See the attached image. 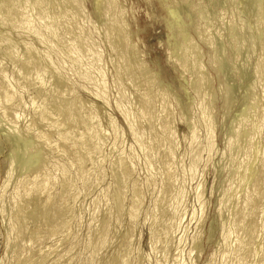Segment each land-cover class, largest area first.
<instances>
[{
    "label": "rangeland",
    "instance_id": "rangeland-1",
    "mask_svg": "<svg viewBox=\"0 0 264 264\" xmlns=\"http://www.w3.org/2000/svg\"><path fill=\"white\" fill-rule=\"evenodd\" d=\"M25 1V2H24ZM31 0H29L30 2ZM50 2H54V0H49ZM55 1H58V3L60 4V1L62 2L59 6L58 5V9H56V4L55 5V9L57 11V13L59 12V10L62 8L64 9H61L60 10V14L58 13V16L60 15L61 17L59 18H62L63 17V13L62 11L64 10V13L65 11L67 10V12L69 10H72L73 8H80L77 10V12H79V14L82 12V16L83 18L87 17L84 19L85 21H88L90 20L89 24L88 22H84L82 23V27L84 29H86V31L83 33L84 30L80 31L81 29V23H80V26L79 27H76V29L74 28L75 25H77L76 23L72 24L73 28L76 30V33L74 32L75 30L72 29V26H71V29H70V25L68 24H71L72 23V19L74 18H71L70 20L67 19L69 16H74L76 11H72V13H74L73 15L71 14V11H69L68 13L71 14H67V12L65 13V15H69L67 17L66 15V18L65 16L62 18V22H64L65 25H63V23L61 25H63V33H65V39L68 40H71L72 38L75 39V38H79V37H83L81 39L84 40V42L80 40L79 43H86V42H90L89 43V47L92 51V47L94 48V50L92 51L93 53L97 51H101V57H100V54L98 55V67L100 68V66L102 68L101 71L103 70V72L105 74V76H102L103 77V81L104 83H107V85H105L106 87H104V90L106 91V97H105V91L103 93V95L101 94V96H103L102 98L104 100H106L105 103H107L106 106L104 104V102H102L100 100V98L96 99L95 97L91 96L90 92H88L89 90H91V88L86 85L83 81H81L80 77H79V71H76L77 69H73L72 70V67L73 64L72 62H70V60H68L66 57H65V54L63 53H60L58 54V51L60 50L61 51V48H58L60 47L59 44H57L56 42H54L53 40L55 39H52L50 38L49 36L47 38H50V39H47L45 37V34L42 32L43 31V28H41V26H36V28H39L38 31H40V28L43 33V36L44 38H42V33L40 34L41 38H35L36 36H34L32 33H28L27 31L21 29H19V27H13L11 25H9V16H7V13H9V11L7 13H5L4 11L0 12L1 15H0V19L3 21H7V22H4L6 24H4L2 21H0V23H2V26L0 25V83H3V81H6V86L9 90H11L13 92V94L16 96H14V99L15 101L12 103L9 104V108L6 107V105L2 106L3 108H0V128H1V131H0V143L2 145H0V149H2L3 151L0 150V191L1 189H4L2 190L3 193L0 192V201H6L4 204V207L6 208L5 210L6 211H9V207L10 205L9 204H12L14 200H18L17 198H20V196L22 195V193H15V191L17 189H15V187L17 188L18 187V184H20L21 180L23 178L26 177L27 174H29L30 172H33L37 169V164L39 162L38 159V156L40 155V158L43 154L44 155H47V159L50 161V163L48 164L47 167H50L51 165L50 164H60L62 166H60L59 169L66 167V170L69 171L67 175L68 177L67 178H70L71 176H74V177H71L69 180H72L73 179V182H74V188L72 187L73 190H70L69 192L72 194V193H77L79 194L80 192L79 191H82L84 186L86 187V193L85 196H81L80 194L76 195L79 196L78 198H75V200L73 199H66V198H69V196L67 195L68 192L64 193L61 195V192H62V187L60 188V186L62 185L61 183H63V180H61L59 177L57 178V182L55 181L54 184H52L50 187L53 188L51 191H50V187L48 186V188H50L47 193L48 194H51V195H54L55 197H59L61 196H66L64 198H61L60 199H63V201H59V203L64 204L63 206H68V204L72 207V208H76L78 206V204H80L81 202V205L83 206L82 208L85 209L84 210V213L83 215H81L80 218L76 220H74L73 224H72V228L74 227L75 229L77 228V239L76 241L74 240V242H69L70 240L68 241H65L64 243L62 242L60 247V251L62 250H65V248L67 249V247H71V254L70 256H72L71 260L69 263L67 264H83L84 262H86L87 260V254L89 253L88 251H90V249L86 248L85 249V244L87 242L86 239H88V237L90 236V234L93 233V229L90 230L88 232V221H89V211H88V205L91 206L92 204V201L96 198L100 199V197L102 198V195L105 193V189L109 188L108 189V194L111 193V190H112V186H113V181H112V178H111V171H112V165H113V162L114 160H116L117 158L119 157H122L124 158L126 161L129 160L130 164H134L133 165V168H135L133 170V174L132 176L127 179L124 183V185L126 184V193H125V197H124V201H123V204H124V207L127 209V206H129L130 204V201H131V192H132V189L131 188V185L133 183H136L137 184V187H138V190L140 191V195H141V203H140V206L138 210V215L134 222V226H133V229H132V239L130 241V246H126L125 245V242L123 244V246L125 247H131V250H132V253L129 254L130 258L129 261H128V264H138V255L137 254H140L144 261H141V262H144L145 264H158V259H160V256L163 255V251L162 250H158L157 252L160 253L158 254L157 252L156 253H153L152 251L150 252V247H149V244H148V236H149V220L145 222L144 220V216L146 214H150V211L154 209L153 207V202H154V199L157 198V194H159V190H161V186L162 185V180L163 178L161 179L159 175H156V174H153L148 168H146V164H145V160L143 158V151L141 148H138L139 146L135 144V142H133V138L130 134V131L127 129V126L125 125L124 121L122 120L121 116L119 115V112L117 111V96H116V83H118L122 78L124 77H121L120 75L122 74H118L119 77H117L118 75H116V71L119 72L118 68H117V63H116V60L115 58L117 57L116 56V52L117 50L113 53L112 51H110V48L111 47V44H113L115 46V42L117 40V37H116V33H113L111 36L112 40L115 41V42H111L110 44V48L109 46L107 45V43H109L110 41L112 40H109L108 42H106V40L104 41L105 39V33L104 35H101L102 33V29H104V24H102L103 22L100 21V18H101V14L99 15V12L101 11L100 8H99V2L98 4L96 5L95 2L97 3L98 0H79L80 2L82 1L83 4H84V7L83 9H85L84 11L82 10V7L78 6L77 4H75L76 7H72L70 4L71 3H68L67 1L69 0H64V2L66 1V3L69 4V6L67 7L68 4L66 3H63V0H55ZM95 1V2H94ZM179 1V2H178ZM218 1V2H217ZM225 1V2H223ZM114 0L115 2V7L117 11H120L122 10L123 14H121L120 12V16L117 18H119V23L124 26L123 23H125L127 26L126 27H123V29L125 30V35L127 36L128 35V43H126V49L128 48V51H130V49L133 50L134 46H135V53H137L136 57L134 56V53L133 51H130V53L124 48V57L126 60H124L123 58V61L127 64L125 65V63H123L124 66H130L132 65L131 67L134 68L135 66V63L136 62V59H141L145 62V72L147 73H153L154 74V78L156 79V87L154 86L155 85V81L153 82H150L152 84V88L148 86H146V84L142 83V85H144L145 88H148V89H145L143 86H142V89L143 91L145 92V90H147V92L150 94H148L147 92L145 94H148L149 96H154L155 92L156 93H159L160 91V94H157V95H160L162 97V99H165L164 101H167L165 104L166 106L169 108V106H171L169 108V111L170 112V119H171V123L172 121H175L172 123V125H174V127H176V130H177V134H176V143H177V156L178 157H184L186 152L188 151V145H189V141H190V131H188V127L186 125V122L185 121H188V122H192L193 123H196L197 124V127H198V130L200 134V138L202 140H204L203 138L205 137V127L199 123V112H197L198 110V106H197V100H196V94L195 92H193V87L194 85L196 86L194 88V91H196L197 89V85L196 83H194L195 81H192L194 80L195 76L198 75L200 73V70L202 71L198 77H200L201 75V78H202V81H205V82H201L204 83L203 87H202V90L205 86H207V89L204 88L205 90H203L204 92V96L206 94L207 98L213 103V112H212V116L214 119L212 121V144H213V147H212V150L210 152V156H209V159L205 162L204 160H206V153L204 152L203 153V162L202 164L199 166L198 168V174L197 175V178L196 179H193L192 181L189 180V178H186L185 179V182H184V192H185V195H184V207H182V212L183 213V218L182 220L180 221V223L178 224V226H176V230L174 231L173 235L169 238V250L168 252L166 251V260H162L161 264H174L173 262L176 263V261H173V255L177 249V246H181L180 248H182V251H181V256L183 257V259L181 258V261L182 263L184 264H220L221 262V257H222V254L224 253V249H225V245L223 244V234L227 231H229V228H231L233 225V222L231 223L232 221V218L231 216H233V213L235 212V208L234 206H236V201H238L237 199H239L240 201L242 200V197L245 195L247 189L249 188L250 186V182L252 181V179L254 178V175L256 174L257 172V169H258V166H259V162L261 160V158L263 159L264 157V120H263V124H261L262 126H260V130L258 129V127L254 126V125H257V115L259 112H264V88L260 85L261 82L264 81V75L263 73H261V75H259L260 73L256 72L255 70V67L257 68V66L260 64V62L262 61V57L263 53L262 51H264L263 47L264 45V25L261 24V20L264 19L263 15H264V0H260V2L257 0H232V2H230L231 0ZM246 1V2H245ZM262 1V2H261ZM1 2L2 0L0 1V6L1 5ZM20 3H24V5H26L28 2V0H19ZM186 2V4L184 3ZM187 2L189 3L188 6H189V9L188 7L186 6L187 10L183 8V6L187 5ZM253 2V3H252ZM256 2H257V5H256ZM20 3H16V6L17 8H19L20 6L18 5H22ZM94 3V4H93ZM178 3V4H176ZM221 3V4H220ZM224 3V4H222ZM232 3V5H231ZM247 3H249L247 5ZM260 3V5L258 4ZM262 3V4H261ZM18 4V5H17ZM176 4V5H175ZM190 4H192L190 6ZM245 4V5H244ZM65 5V6H64ZM96 5V6H95ZM178 5V7H177ZM183 5V6H182ZM228 5V6H226ZM259 5V6H258ZM78 6V7H77ZM95 6V7H94ZM98 6V7H97ZM246 6V7H245ZM258 6V7H257ZM14 7V11L13 9L11 8V10L14 12H11L9 13L10 17H13V15L15 17H17L16 19L18 20V18H21L19 17V15L17 14L18 10L15 9ZM67 7V8H66ZM72 7V8H71ZM120 7V8H119ZM170 9H177L179 8V17L182 16L183 18H178L176 20H172L170 19V17L168 16L167 14V11L169 8ZM256 7V8H255ZM261 7V9L259 10V8ZM60 8V9H59ZM66 8V9H65ZM68 8H71V9H68ZM229 8V9H228ZM248 8V10H247ZM250 9V10H249ZM259 10V11H263V13H260L259 11L257 12L256 11ZM16 10V11H15ZM82 10V11H80ZM252 10V11H251ZM116 11V12H117ZM184 11V13H181V12ZM255 11V12H254ZM84 12V13H83ZM97 12V13H96ZM185 12L187 13L188 12V15H184ZM200 12V13H199ZM257 12V13H256ZM101 13V12H100ZM220 13V14H219ZM250 13V14H249ZM3 19L1 18L2 16H4ZM17 14V15H15ZM62 14V15H61ZM77 14V13H76ZM182 14V15H181ZM260 14V15H259ZM12 15V16H11ZM122 15V17H121ZM184 15V16H183ZM217 15V16H216ZM255 15V16H253ZM258 15V16H257ZM8 18H7V17ZM99 16V18H98ZM168 16V19L166 18ZM252 16V17H251ZM14 17V18H15ZM69 17V18H70ZM192 17V18H191ZM204 17V18H203ZM116 18V16H115ZM164 18V19H163ZM190 18V19H189ZM219 18V19H218ZM221 18V19H220ZM224 18V19H223ZM226 18V19H225ZM253 18V19H252ZM259 19V24L257 23L258 19ZM261 18V19H260ZM263 18V19H262ZM9 19V20H8ZM65 19H66V23H65ZM88 19V20H87ZM122 19V20H121ZM212 19V20H211ZM223 19V21H222ZM67 20H69L67 22ZM188 22H187V21ZM231 22H230V21ZM172 21H175V22H172ZM176 21H179V22H176ZM182 21V23H181ZM264 21V20H263ZM93 24H92V23ZM123 22V23H122ZM229 22V24H228ZM234 22V23H233ZM257 24H256V23ZM68 23V24H67ZM103 25H101V24ZM171 23V24H170ZM178 23V24H177ZM192 23V24H191ZM202 23V24H201ZM209 23V24H208ZM224 23V24H223ZM264 24V22H262ZM21 24V23H20ZM20 24H17V25H20ZM91 24V26H90ZM98 24V25H97ZM173 24V25H172ZM181 24V25H180ZM6 25V26H5ZM68 25V26H67ZM89 25V26H87ZM175 25V26H174ZM235 25V26H234ZM260 25V26H258ZM11 26V27H10ZM65 26H67L68 28L66 29ZM78 26V25H77ZM102 26V27H101ZM171 28H170V27ZM207 26V27H206ZM257 26V28L261 27L259 29V31H256L258 30L257 28L255 29V27ZM87 27V28H86ZM88 27H90V29L87 31ZM179 27V28H178ZM206 27V28H205ZM221 27V28H220ZM236 27V28H235ZM238 27L240 29H238ZM18 28V30H17ZM77 28L79 29V31L81 32L82 36H77L79 34ZM82 28V29H83ZM178 28V29H177ZM223 28V29H222ZM12 29V30H11ZM16 29V30H15ZM65 29V30H64ZM69 29V31H68ZM186 29V30H185ZM208 29V30H207ZM262 29V30H261ZM21 32H20V31ZM67 30V31H66ZM96 30V31H95ZM60 31V32H61ZM99 31V32H98ZM120 31V30H119ZM128 31V32H127ZM180 31V32H178ZM186 31V32H185ZM210 31V32H209ZM241 31V32H240ZM261 31V32H260ZM5 32V34H3ZM39 32V33H40ZM59 32V39L61 40H65L61 37H64L63 33L61 36ZM68 32L69 34L71 33L72 34V37L69 36V38L71 39H68L66 37H68ZM78 32V33H77ZM96 32V33H95ZM179 34H177V33ZM185 32V33H184ZM194 32V33H193ZM259 32V33H258ZM76 36H73L74 34ZM99 33V36L98 34ZM205 33V34H204ZM209 33V34H207ZM218 33V34H217ZM242 33V34H241ZM262 33V34H261ZM70 34V35H71ZM79 34V35H81ZM83 34H86L83 36ZM87 34L88 36H91L92 39H90V37H87ZM103 34V33H102ZM220 34V35H219ZM238 34V35H237ZM255 34V35H254ZM67 35V36H66ZM201 35V36H200ZM213 35V36H212ZM88 38H86V37ZM125 36V37H126ZM183 36V37H182ZM206 36V37H204ZM239 36V38H238ZM256 36V37H255ZM261 36V37H260ZM3 37V38H2ZM75 37V38H74ZM86 39H85V38ZM114 37V39H113ZM116 37V39H115ZM177 37V38H176ZM200 37V38H198ZM235 37V38H234ZM252 39H251V38ZM12 38V39H11ZM47 39L48 40V43L47 41H42L41 42V39L44 40V39ZM238 38V39H237ZM256 38V39H255ZM260 38V39H259ZM39 39V40H38ZM184 39V40H183ZM203 39H205V42L203 41ZM208 39V41H207ZM215 41H214V40ZM243 39V40H242ZM248 39V40H247ZM251 39V40H250ZM5 40V43L3 42ZM7 40V41H6ZM51 44L49 43L50 41ZM85 40H87L85 42ZM89 40V41H88ZM91 40H93V43L91 42ZM176 40V41H175ZM188 40V41H187ZM211 40V41H210ZM239 41V42H237ZM243 43H242V42ZM32 42V43H31ZM40 42V43H39ZM76 42H78V40H76ZM97 42V43H96ZM104 44H103V43ZM131 42V44H129ZM138 42V43H137ZM183 42V43H182ZM201 42V43H200ZM221 44H220V43ZM223 42V43H222ZM8 43V44H7ZM27 43V44H26ZM56 43V44H53ZM99 43V44H98ZM134 45H133V44ZM205 43V44H204ZM209 43V44H208ZM228 43V44H227ZM236 43L237 46H236ZM240 43V44H239ZM250 43V44H248ZM253 43V44H252ZM4 44V45H3ZM10 44V45H9ZM26 44V48L29 47L27 45H30L32 47H29V51L26 50L25 48V45ZM50 45V46H47V45ZM91 44H92V47H91ZM94 44V45H93ZM99 46H98V45ZM197 44V45H196ZM212 44V46H211ZM215 44V46H214ZM242 44V45H241ZM248 44V45H247ZM252 44V45H251ZM261 44V45H260ZM9 45V48L8 46ZM53 45L54 49L52 50L53 47H51ZM132 45V46H130ZM186 45V47H185ZM191 45V46H190ZM209 45V46H208ZM218 45V46H217ZM220 45V46H219ZM10 46H14V50H16L17 55H15L16 53L14 52V50H11V47ZM24 46V47H23ZM95 46V47H94ZM96 46H98L97 49ZM128 46V47H127ZM137 46V47H136ZM193 46V47H192ZM198 46V47H197ZM225 46V47H224ZM263 46V47H262ZM16 47V48H15ZM58 48V49H55V48ZM181 47V48H179ZM197 47V49H196ZM212 49H211V48ZM215 47V48H214ZM243 47V48H242ZM250 47V48H249ZM8 48V50L6 51L5 49ZM18 48V49H17ZM22 48H24V51ZM30 48L31 50H35L36 53L39 52L38 54H36L34 51H32V53H30ZM51 48V50H50ZM130 48V49H129ZM137 48V49H136ZM192 48H194L192 50ZM240 48V50H239ZM248 48V49H247ZM12 51H10V50ZM28 49V48H27ZM101 49V50H100ZM117 49V48H116ZM183 50L182 53L181 51H178V50ZM196 49V50H195ZM213 51H211V50ZM215 49V50H214ZM242 49V50H241ZM247 49V50H246ZM262 49V50H261ZM23 50V51H22ZM56 50V51H54ZM137 50V51H136ZM187 50V51H186ZM189 50V52H188ZM191 50H192V53H191ZM197 51V54L195 51ZM220 50L222 53H220ZM246 50V51H245ZM27 51L32 55H29L27 56ZM49 53H47V52ZM194 51V52H193ZM241 53H240V52ZM249 51V52H248ZM261 51V52H260ZM9 56L6 57V55ZM21 52H23V56L26 55L27 57H30L27 58L26 56L22 58L21 56ZM186 52V53H185ZM215 52V53H214ZM239 52V53H238ZM246 52V53H245ZM15 53L14 55L16 57H13L11 58L12 54ZM56 53V54H55ZM131 53L133 55H131ZM140 53V54H138ZM185 53V54H184ZM200 53V56L199 54ZM233 53V54H232ZM248 53V54H247ZM103 54V56H102ZM126 54H129L128 56ZM180 54V56L178 55ZM190 56H189V55ZM193 54V55H192ZM39 55V56H38ZM64 55L65 58H63L62 56ZM138 55H140L138 58ZM184 55V56H183ZM187 55V56H186ZM197 55V56H196ZM214 55V56H213ZM219 55V56H218ZM243 55V56H242ZM261 55V56H260ZM33 56H35V59L33 58ZM132 58H131V57ZM133 56L135 57L133 59ZM144 56V57H143ZM183 56V57H182ZM194 56V57H193ZM10 57V59H9ZM39 57V58H38ZM103 57V58H102ZM111 57V58H110ZM187 57V58H186ZM196 57V58H195ZM199 57V58H198ZM209 57V58H208ZM245 57V58H244ZM27 58L28 60H30V65H29V61H26ZM32 58L38 62L36 64L38 65H35L36 67L40 65V67L42 68H46V67H49V68H46L45 69H41V70H45V72H49L50 74H52L53 72L57 73V75L55 73H53L52 75L49 76V73L47 72V74H44V71L43 72V76L42 74H39L41 76H36V72H37V69L40 71H38V73H42L41 70L38 68L34 69L30 68L32 67V65L34 66L35 64V61L32 60ZM38 58V59H37ZM47 58V59H46ZM109 58V59H108ZM202 58V59H201ZM240 58V59H239ZM249 58V59H247ZM6 59V60H5ZM41 59V60H40ZM51 59V60H50ZM100 59L103 61L100 62ZM118 59V58H117ZM175 59V60H174ZM182 61H181V60ZM196 59V60H195ZM222 61H221V60ZM260 59V60H259ZM22 60V61H21ZM25 60V62H27V64H25V62H23ZM65 60L66 62H63L62 61ZM180 60V61H179ZM191 60V61H190ZM195 60V62L193 61ZM212 60V61H211ZM228 60V62H227ZM246 60V61H245ZM3 61V62H2ZM115 61V62H114ZM131 62V64L129 62ZM142 61V62H143ZM177 61V62H176ZM208 61V62H207ZM242 61V62H240ZM244 61V62H243ZM249 61V63H248ZM23 62V63H22ZM34 62V63H33ZM68 62V64H67ZM114 62V63H113ZM134 62V63H133ZM193 62V63H192ZM191 63V65H190ZM195 63V64H194ZM198 63V65L196 64ZM234 63V64H233ZM257 63V64H256ZM43 66H42V65ZM48 64V65H46ZM67 67H65L64 66ZM71 66H70V65ZM103 66H102V65ZM114 64V65H112ZM134 64V65H133ZM183 64V65H182ZM227 64V65H226ZM231 64V65H230ZM243 64V65H242ZM248 64V65H247ZM4 65V66H3ZM70 67H68V66ZM116 65V67H115ZM122 65L121 69H124L125 67ZM199 65L201 66V69L199 68L198 70V67ZM220 65V66H219ZM238 65V66H237ZM24 66V67H23ZM29 68L31 70L32 73H29L28 70H26L25 68ZM64 66V68L62 67ZM106 66V67H105ZM114 66V67H113ZM134 66V67H133ZM182 69H181V67ZM188 66V67H187ZM190 66V67H189ZM148 69H147V68ZM222 67V68H221ZM225 67V68H224ZM229 69H227V68ZM243 67H247L246 69ZM216 68V69H215ZM239 68V69H238ZM24 71H23V70ZM53 69V70H52ZM70 69V70H68ZM136 69V68H135ZM189 69V70H188ZM195 69V70H194ZM227 69V70H226ZM6 70V71H5ZM79 70V69H78ZM115 72H114V71ZM188 70V71H187ZM194 70V71H193ZM205 70V71H204ZM241 70V71H240ZM29 73V75L31 74L30 77H26L27 74H23L22 73ZM25 71H28V72H25ZM35 73H34V72ZM57 71V72H56ZM76 71V73H75ZM150 71V72H148ZM190 71V72H189ZM256 73H255V72ZM52 72V73H51ZM78 72V73H77ZM188 72V73H187ZM199 72V73H198ZM228 72V73H227ZM37 73V74H38ZM73 73V74H72ZM115 73V74H114ZM141 73V72H140ZM194 73V74H193ZM222 73H225V74H222ZM230 73V75H229ZM242 73V74H241ZM247 73V74H246ZM255 73V74H254ZM258 73V74H257ZM6 74V75H5ZM21 74V75H20ZM25 75V77H23V75ZM35 74V75H34ZM76 74V75H75ZM102 74V73H101ZM114 74V75H113ZM133 76H137V72L134 71V73H132ZM191 74V75H190ZM239 74V75H237ZM246 74V75H245ZM257 74V76H256ZM28 75V76H29ZM39 77L37 80H36V77ZM46 75V76H45ZM58 75H60L58 77ZM75 75V76H74ZM159 77H158V76ZM194 75V76H193ZM205 75V76H204ZM228 75V76H227ZM254 75V76H253ZM7 76V78H6ZM22 76V77H21ZM50 78H49V77ZM53 78H52V77ZM112 76L114 78H112ZM151 76V74H150ZM183 76V77H181ZM193 79H190L192 78ZM247 76V78H246ZM253 78H252V77ZM260 76H262L260 78ZM13 77V78H12ZM43 77V79H42ZM50 79H48V78ZM61 77V78H60ZM118 80H117V78ZM235 77V78H234ZM243 77V78H242ZM249 77V79H248ZM256 77V78H255ZM262 79V80H259V78ZM20 78V79H19ZM25 78L26 80L28 79L29 81L32 80V84L29 83V81H23V79ZM31 78V79H30ZM41 78V79H40ZM56 78V79H55ZM59 78V80H58ZM63 78V79H62ZM80 80H79V79ZM106 78V79H104ZM243 80H242V79ZM13 79V80H12ZM45 79V80H44ZM46 79H48L49 81H47ZM55 79V81H54ZM117 82H116V80ZM227 79H229L227 81ZM252 79V80H251ZM3 80V81H2ZM21 80V81H20ZM36 80V81H34ZM43 82H41V81ZM53 80V81H52ZM61 82L65 80V82H68L65 84V82H61L63 83L64 86L59 85L58 81ZM111 80H113L111 83ZM224 80V81H223ZM235 80V81H234ZM247 80V81H246ZM253 82H251V81ZM107 81V82H106ZM115 81V83H114ZM125 83V78L123 80H121ZM119 82L120 84H123L122 82ZM144 81V78L140 77V82H143ZM244 81V82H243ZM18 82V83H17ZM24 82V83H22ZM28 87H27V85ZM47 82V83H46ZM50 82V84H49ZM52 82V83H51ZM57 84L55 85L54 84ZM193 83L194 85L190 84V83ZM228 82V83H227ZM246 82V83H245ZM5 83V82H4ZM154 83V84H153ZM207 83V84H206ZM211 85H210V84ZM219 83V84H218ZM225 83V84H224ZM236 83V84H235ZM249 83V84H248ZM251 83V84H250ZM30 84V86H29ZM114 86H113V85ZM116 84V85H115ZM119 84V85H120ZM150 84V86H151ZM190 84V85H189ZM206 84V85H205ZM227 84V85H226ZM241 84V85H240ZM26 85V87H25ZM50 85V86H49ZM52 85V87H51ZM59 85V86H58ZM192 85V88H190ZM226 85V86H225ZM229 85V86H228ZM232 85V86H231ZM234 85H235V89H234ZM240 85V86H239ZM250 85L251 88L248 86ZM44 86V87H43ZM46 86V87H45ZM125 86V85H124ZM154 86V87H153ZM248 88H246V87ZM22 87V88H21ZM68 87L70 88V91L68 90ZM115 87V88H114ZM218 87V89H217ZM226 87V88H225ZM240 87V88H239ZM258 87V88H257ZM66 88V89H65ZM71 89H73L71 91ZM111 89V90H110ZM156 89V90H155ZM159 89V90H158ZM173 89V90H171ZM225 89V90H224ZM230 89V90H229ZM234 89V90H233ZM240 89V90H239ZM244 89V90H243ZM259 89V90H258ZM55 90V91H54ZM65 91L67 90V92H71V93H66V92H62V94H60L61 92L60 91ZM86 90V91H85ZM153 90V92L151 91ZM158 90V91H157ZM207 90V92H206ZM220 90V91H219ZM229 90V91H228ZM168 91V92H167ZM219 93H218V92ZM221 91H224L225 92V96H224V92L220 93ZM246 93H245V92ZM18 92V93H17ZM60 92V93H59ZM134 95L133 93V90L131 87H129V93ZM143 92V93H144ZM206 92V93H205ZM230 94H229V93ZM239 92V93H238ZM251 92V93H250ZM49 93V94H48ZM53 93V95H52ZM56 93H59V94H55ZM194 93V94H193ZM248 93V94H247ZM250 93V95H249ZM63 94H68L67 96L63 95ZM131 94V96H132ZM162 94V95H161ZM222 94V95H221ZM254 94V96H253ZM59 95H62L61 97L64 98L65 96V100L61 98V101L59 100L60 96ZM168 97H166V96ZM220 95V96H219ZM228 95V97H227ZM232 95V96H231ZM247 95V97H246ZM261 95V97H260ZM21 96V97H20ZM53 96H54V104H51L52 103V100H53ZM166 98H165V97ZM170 96V97H169ZM242 96V97H241ZM254 99H253V97ZM59 97V98H58ZM68 97V99H67ZM70 97V98H69ZM72 97H75L73 98V102L75 101V99L77 100V102L79 104L82 105V103H85L87 105H89L88 107L85 105V108L84 107V104H83V108L84 109H87L88 112H89V108L92 109V116L94 117L93 119V122L90 123L92 125H94L97 129L96 133H92L90 134L91 136H95L97 139H94L92 138L91 139H88L87 141H89L87 143V145L90 147V145L92 146V149L95 145V143L93 141H96L98 140L99 137H101L102 139V142H100V147L96 150V152L94 154L91 155L92 159H93V166L92 164L89 162H87L86 164V169L84 171L87 170L88 172V169L89 171H91L92 169V172H94V176H96V174H98V179H96L95 177L91 180H89L88 182L84 183L83 179H82V176L80 175L79 176V173L77 172V164H78V161H77V156H76V152H75V147L72 146L71 142L69 141L67 143V151L66 153H69V154H66L68 155V158L66 155H63L62 156V152H60V148H58V150L55 148V146L58 147L57 144H59V142H63L64 139H61V134L59 132H61L60 130L64 127H70L71 130H73L72 127H74L75 123L76 122H73V112L75 108V106L72 107L71 105V99ZM155 97V96H154ZM158 97V96H157ZM230 97V98H229ZM251 97V98H249ZM36 98V99H34ZM56 98V99H55ZM81 100H80V99ZM133 99H131V102L133 100V103L135 100V95L132 96ZM151 98V97H150ZM173 98V99H172ZM213 100H212V99ZM235 98V99H234ZM237 98V99H236ZM13 99V100H14ZM52 99V100H51ZM83 99V101H82ZM167 99V100H166ZM178 99V100H177ZM226 99V100H225ZM233 99V100H232ZM259 99V100H258ZM70 100V101H69ZM231 100V101H230ZM246 100V101H245ZM60 101V102H59ZM68 103L69 101V105H71L70 107L67 106L68 108H73L70 109L69 112H72L70 113L71 115H67L69 114V112L66 111V108L67 107H64L65 106V102ZM86 101V102H85ZM88 101V102H87ZM177 101V102H176ZM180 101V102H179ZM228 101V102H227ZM229 101H230V104H229ZM234 101V103H233ZM255 101V103H254ZM36 102V103H35ZM82 102V103H81ZM194 102V103H193ZM215 102V103H214ZM224 102H225V105H224ZM247 102V103H246ZM251 104H249V103ZM253 102V103H252ZM14 103V104H13ZM16 103V104H15ZM43 103V104H42ZM59 103V104H58ZM64 103V105L60 106ZM66 103V104H67ZM76 103V102H75ZM89 103V104H88ZM132 103V104H133ZM240 103V104H239ZM13 104V105H12ZM33 104V105H32ZM171 104V105H170ZM229 106H228V105ZM232 104V105H231ZM242 104V105H241ZM13 107H11V106ZM20 105V106H19ZM26 105V106H25ZM32 105V106H31ZM55 105V107H54ZM57 105V106H56ZM75 105V104H74ZM92 107V105H94V107ZM96 105V106H95ZM244 105V106H243ZM255 107H254V106ZM34 106V107H33ZM38 106V107H37ZM42 106V107H40ZM178 106V107H177ZM19 109H18V108ZM59 108L61 111L63 110L62 108H65L62 112H64L66 114V120L64 119L65 115L64 113L60 112V110L58 111L56 108ZM182 107V108H181ZM229 107V108H228ZM233 107V110L231 109ZM239 107V108H238ZM246 107V109H245ZM13 109V111H7L9 109ZM45 108V109H44ZM53 108V109H51ZM67 108V109H68ZM95 108V110H94ZM227 108V109H226ZM238 108V110H236ZM261 108V109H260ZM263 108V109H262ZM1 109H2V112H1ZM4 109V110H3ZM7 109V110H6ZM45 111H44V110ZM51 109V110H50ZM56 111H55V110ZM231 109V110H230ZM259 109V112H257ZM15 110V111H14ZM34 110V111H33ZM55 111V114H54V111ZM187 110V111H186ZM190 110V111H188ZM236 110V111H235ZM240 110V111H239ZM261 110V111H260ZM4 111V113H3ZM6 111L7 112H16L17 115H16V119L14 122H9L8 119H6L4 116L6 114ZM42 111H44L45 113H47L46 115L48 116L50 114V112L52 111L53 113H51V116L49 118H44L42 117ZM49 111V113L47 112ZM57 111L58 113L60 112L59 115H57ZM183 111V112H182ZM194 111V112H192ZM239 111V112H238ZM254 111V112H253ZM256 111V112H255ZM86 112V113H88ZM174 112V113H173ZM182 112V113H181ZM191 112V113H190ZM227 114H226V113ZM243 112V113H242ZM248 112V113H247ZM62 113V115H61ZM94 113H96V117L94 116ZM187 113H190V114H187ZM193 113V115H192ZM214 113V114H213ZM239 113V114H238ZM242 113V114H241ZM257 113V114H256ZM41 114V115H40ZM224 119H223V116L224 115ZM236 114V115H234ZM244 114V116H243ZM249 114V115H248ZM55 115V116H53ZM58 118H53V117H57ZM157 115V114H155ZM53 116V117H52ZM60 116V117H59ZM63 116V117H62ZM69 116L72 118H70L69 120L74 123V125L72 126L71 125V122H68L67 119L69 118ZM112 116V117H111ZM174 118H173V117ZM186 116V117H185ZM236 120H235V118ZM238 116V117H237ZM243 116V118H242ZM256 116V117H255ZM26 117V118H25ZM68 117V118H67ZM99 117V118H98ZM249 117V118H248ZM5 118V119H4ZM38 118V119H37ZM62 118V120L60 119ZM113 120H111V119ZM232 118H233V122H232ZM240 119V121H238ZM255 118V119H254ZM29 119V120H28ZM36 119V120H35ZM40 119V120H39ZM46 119V120H45ZM55 120L56 123H57V120L59 119L61 122H58L57 126H61V128L59 130H57L55 133H53L54 135L51 136V140L49 139V141H46L45 143H40L38 139H36V137L34 135L38 134V132L40 133L41 131H46V129L49 131L48 128H51V126L53 127V125H51L50 122H52L51 120ZM95 119H97L95 122ZM175 119V120H174ZM246 121H245V120ZM44 120V121H43ZM50 120V122H49ZM53 120V121H54ZM58 120V121H59ZM64 120V121H63ZM86 121L85 122H90L88 121L87 119H85ZM111 120L113 121V124L115 125L114 128H116V134L113 133L111 131V129L109 128V125H108V121ZM229 120H231L229 122ZM243 120H244V123H243ZM30 121V122H29ZM32 121V122H31ZM55 121L53 122L54 124ZM67 121V122H66ZM237 121V122H236ZM241 121H242V124H241ZM2 122V123H1ZM64 123V125L62 126V124L60 123ZM78 122V121H77ZM95 122V123H94ZM116 122V123H114ZM224 122V124H222ZM50 123V124H49ZM66 123L68 125H66ZM79 124L81 122H78ZM77 123V124H78ZM94 123V124H93ZM191 123V124H193ZM239 123V125L237 124ZM256 123V124H255ZM31 124V126H30ZM70 124V125H69ZM75 125V126H78L79 127V124L78 125ZM99 125V126H96V125ZM144 124H148L147 122L144 123ZM200 124V125H199ZM222 124V125H221ZM28 126V129H27V126ZM33 125V126H32ZM149 125V124H148ZM153 125V123H152ZM242 125V126H241ZM245 125V126H244ZM250 125L252 126V130H251V127ZM202 126V127H201ZM229 126V127H228ZM232 126V127H231ZM238 127V129L242 128V133L240 130L237 131V129L235 127ZM241 126V127H240ZM254 126V127H253ZM80 127H82V125H80ZM79 127V128H80ZM99 127V128H98ZM249 127V128H248ZM255 127L257 129H255ZM14 128V129H13ZM223 128V129H222ZM30 129V130H29ZM75 129L77 130H73V131H70V134L69 136L71 138L69 139H72L73 137L75 139L73 140H76L78 139L79 135L81 133V130L82 128L78 129L77 127H75ZM95 129V128H94ZM98 129H99V135H96L97 132H98ZM231 129V130H230ZM236 129V130H235ZM245 129V130H244ZM248 129H250L249 131L250 132H247ZM255 129V130H254ZM10 130V131H9ZM16 130V131H15ZM80 130V131H78ZM104 130V131H103ZM235 130V132H234ZM3 131V132H2ZM7 131V132H6ZM22 131V132H21ZM77 133L75 135L74 133V136L73 134H71V132H74ZM78 131V132H76ZM231 131H233L231 133ZM12 132V133H11ZM16 132V134H15ZM18 132V133H17ZM47 132V131H46ZM80 132V133H79ZM102 132H104L103 134H101ZM228 132V133H227ZM240 132V133H239ZM254 132L256 134H254ZM4 133V134H3ZM155 134H152L154 138V140L156 141L157 139H159V136H157L158 134L156 132H154ZM234 133V135H232ZM237 133H239L240 135H238L241 139V140L238 136H235ZM245 133H246V136H245ZM248 133V134H247ZM3 134V135H2ZM60 134V135H59ZM101 134V136H100ZM252 136V138H254V141H251L250 139H252L250 136ZM18 135V136H17ZM32 135V136H31ZM39 135V134H38ZM58 135L60 136L58 138ZM81 135V134H80ZM155 135V136H154ZM185 135V136H184ZM242 135V136H241ZM244 135V137H243ZM250 138H248L247 137ZM256 135V136H254ZM5 136V137H4ZM6 136H9V137H6ZM13 136V137H11ZM73 136V137H72ZM89 136V134H88ZM105 136V137H104ZM183 136V137H182ZM230 136L231 140L229 139ZM28 137V138H27ZM33 137V138H32ZM78 137V138H77ZM152 137V139H153ZM235 137H238V138H235ZM235 138V139H234ZM3 139V140H2ZM5 139L8 141H5ZM105 139V140H104ZM200 139V140H201ZM248 139V140H247ZM18 140V141H17ZM38 142H37V141ZM61 140V141H59ZM228 140V141H227ZM233 140V141H232ZM245 140V145L242 144ZM253 140V139H252ZM258 140V141H257ZM91 141V143H90ZM225 141V142H224ZM232 142L231 146L232 145H235L237 147V145L240 147H242L243 151H239V147L236 148L235 146H232V148H230V150H228V144L230 145V143ZM236 141V143L234 142ZM239 141V142H238ZM248 141H250L252 144H255V145H252L250 143H248ZM262 141V142H261ZM9 144H7V143ZM58 142V143H57ZM104 142V143H103ZM240 142H241V145H240ZM57 143V144H56ZM94 143V144H93ZM108 143V144H107ZM228 143V144H227ZM248 143V145H247ZM259 143V144H258ZM55 144V145H54ZM90 144V145H89ZM103 144V145H102ZM227 144V145H226ZM11 145V147H10ZM243 145H244V148H243ZM9 146V147H8ZM36 146V147H35ZM104 146V147H103ZM251 148H250V147ZM255 146V147H254ZM260 146V147H259ZM2 147V148H1ZM33 147V148H32ZM46 147L48 149H46ZM120 147V148H119ZM228 147V148H227ZM246 147H249L251 149V152H250V149L249 148H246ZM259 147V148H258ZM9 148V149H8ZM20 148V149H19ZM36 148V149H35ZM96 148V145L93 149V152ZM112 148V149H111ZM235 148V149H234ZM92 149H90L92 151ZM100 149V150H99ZM246 149H249L248 151H246ZM12 150V151H11ZM49 152H48V151ZM83 150V149H82ZM82 150L81 153H82ZM234 150V152H233ZM238 150V151H237ZM15 151V152H14ZM47 151V152H46ZM52 151V152H51ZM101 151V152H100ZM229 151V153H228ZM237 151V152H236ZM84 152V151H83ZM99 152V153H98ZM238 152L240 154H238ZM247 152V153H246ZM14 153V154H13ZM104 153V154H103ZM233 155H231V154ZM236 153L240 156L238 157V155L236 156ZM242 153H244V156H242ZM251 155H250V154ZM256 153V154H255ZM2 154V155H1ZM11 154V155H10ZM61 154V157H59ZM84 154V153H83ZM230 154V155H229ZM246 154H248L249 158L246 156ZM262 154V155H261ZM6 155V156H5ZM14 155V156H13ZM38 155V156H37ZM205 155V156H204ZM231 156V158L229 156ZM235 155V157H234ZM223 156V157H222ZM258 156V157H257ZM263 156V157H262ZM11 159H9V158ZM66 157V158H64ZM222 157V158H221ZM234 157V158H233ZM237 157V159H236ZM243 157L244 160H243ZM246 157L249 159L247 160ZM5 160H4V159ZM37 158V159H36ZM53 158V159H52ZM225 158V159H223ZM230 160H229V159ZM240 158H242V161H238L240 160ZM252 158V159H251ZM36 159V160H35ZM59 159L61 161H59ZM71 159V161H69ZM257 159V160H256ZM14 160V161H13ZM27 160H30V161H27ZM32 160H35V163H32L33 161ZM54 160V161H53ZM68 160V161H67ZM99 160V161H98ZM134 160V161H133ZM185 160V162H184ZM221 160V161H220ZM226 160V161H225ZM235 160V161H233ZM247 160V161H246ZM12 161V162H11ZM16 161V162H15ZM234 163H233V162ZM238 161V162H237ZM250 161V162H249ZM30 162V164H29ZM59 162V163H58ZM67 164H66V163ZM71 162V165L69 164ZM77 162V163H76ZM100 162V163H99ZM205 162V163H204ZM217 162V163H216ZM229 162V164H228ZM233 164H232V163ZM239 164H237V163ZM242 162V163H241ZM247 163L248 164H244V163ZM256 162V163H255ZM74 163V164H73ZM97 163V164H96ZM183 163L185 166H187L188 164V158L185 157L183 159ZM250 163V164H249ZM258 163V164H257ZM35 164V165H34ZM73 164V165H72ZM96 164V167L94 166ZM232 164V165H231ZM242 165V168H241V165ZM11 165V166H10ZM32 165V166H31ZM69 165V166H68ZM230 167H229V166ZM237 165V166H236ZM240 165V166H239ZM249 165H251L249 167ZM13 166V167H12ZM68 166V167H67ZM71 166V168H69ZM99 166V167H98ZM204 166V167H203ZM236 166V167H235ZM11 167V168H10ZM73 167V168H72ZM95 167V168H94ZM173 167V166H172ZM229 167V169L227 168ZM237 167L238 170H237ZM244 167V168H243ZM247 167V168H246ZM8 168V169H7ZM215 168V170H214ZM233 169V171H236L237 173L233 172L232 170L230 171V169ZM245 168L247 170H245ZM95 169V170H94ZM172 169V168H171ZM203 171H202V170ZM235 169V170H234ZM243 169V170H242ZM249 169H250V172H249ZM10 170V171H8ZM25 170V171H24ZM75 170V171H73ZM141 170V171H140ZM148 170V171H147ZM172 170H175V168H173ZM241 170V178H245L247 176V178L245 180L243 179H240L239 178V175H238V171ZM72 171V172H71ZM176 171V170H175ZM247 171V175H244V172ZM23 172V174H21ZM59 171H57L56 174H58ZM99 172V173H98ZM146 172V173H145ZM180 172V170H179ZM232 172V173H230ZM11 173V174H10ZM75 173H77V175H75ZM240 173V171H239ZM243 173V174H242ZM100 174V176H99ZM230 174H231V177H230ZM235 174V175H234ZM246 174V173H245ZM253 174V175H252ZM9 177H8V176ZM11 175V176H10ZM18 175V176H17ZM71 175V176H70ZM104 175V176H103ZM234 175V176H233ZM237 175V177H235ZM24 176V177H23ZM77 178H76V177ZM12 177V178H11ZM80 177V179H79ZM100 177V178H99ZM229 177V178H227ZM235 177V178H233ZM8 178H10L8 180ZM28 178V176L26 177ZM232 178V179H231ZM239 178V180L243 182V186H242V182H240L239 180H237ZM15 179V180H14ZM58 179H60L58 181ZM179 179V177H178ZM181 179V178H180ZM205 179V180H204ZM229 179V180H228ZM231 179V180H230ZM235 181H234V180ZM251 179V180H250ZM81 180V181H80ZM96 180V181H94ZM148 182H147V181ZM236 180L239 181V183L241 185H239V183L237 182L236 183ZM7 181H9L7 183ZM12 181V182H10ZM83 181V182H82ZM91 181V182H90ZM105 181V182H104ZM128 181V182H127ZM137 181V182H135ZM187 181V182H186ZM195 181V182H194ZM227 181V182H226ZM234 181V182H232ZM18 182V183H17ZM65 182V181H64ZM90 184H87L89 183ZM153 182V183H152ZM156 182V183H155ZM191 182V183H190ZM204 184L203 187H204V193L202 195V198L200 199V201L196 198L195 196V190L198 186V184ZM205 182V183H204ZM230 182V184H229ZM6 183V185H5ZM61 185H60V184ZM122 183V184H123ZM187 183V185H185ZM233 183V185H232ZM234 183L236 186H234ZM250 183V184H248ZM56 184V185H55ZM77 184V185H76ZM84 184V185H83ZM86 184V185H85ZM139 184V185H138ZM153 184V185H151ZM155 184V185H154ZM229 184V188L226 187L227 185ZM6 187H5V186ZM58 185V186H57ZM149 185V187L147 186ZM238 185H239V188H238ZM11 186V187H10ZM55 186V187H53ZM99 186V187H98ZM109 186V187H108ZM195 186V187H194ZM234 188H233V187ZM96 187V189H95ZM105 187V188H104ZM156 187V188H155ZM224 189H223V188ZM237 187L238 190L235 191V188ZM243 187V188H242ZM58 188V189H57ZM111 188V189H110ZM226 188V189H225ZM234 190H233V189ZM56 189V190H55ZM102 189V190H101ZM191 189V190H190ZM233 191H232V190ZM240 189V190H239ZM54 190H55V193H54ZM77 190V191H76ZM224 190L226 191L225 193H227V191L229 193L225 194L224 193ZM60 193H58V192ZM101 191V192H100ZM103 191V192H102ZM110 191V192H109ZM129 191V192H128ZM222 191V192H221ZM231 191L233 193H231ZM235 191V192H234ZM56 192L58 194H56ZM240 192V193H239ZM44 194L40 199H44L48 194ZM53 193V194H52ZM226 195V196H223V194ZM237 193V194H236ZM1 194L3 196H1ZM15 194V195H14ZM56 194V195H55ZM74 194V196H75ZM220 194V195H219ZM222 194V195H221ZM229 194H232V195H229ZM19 195V196H18ZM228 195L230 196L229 199L227 198ZM17 196V198H16ZM68 196V197H67ZM96 196V197H95ZM188 196V197H187ZM223 196V197H222ZM232 196V197H231ZM239 196V197H238ZM13 199H12V198ZM227 198L228 200L224 199V198ZM245 197V196H244ZM243 197V199H244ZM16 198V199H15ZM86 198V199H85ZM88 198V199H87ZM219 198H222V200H220ZM235 198V199H234ZM68 200V202L66 201ZM226 200V201H225ZM231 200L233 203H231ZM9 201V202H8ZM198 201V202H197ZM221 203H220V202ZM223 201L224 202V205L226 203L227 205V201L228 203L232 206L229 207L227 205V209H231L225 213L227 214H224L223 216L226 218H224L222 214L224 211H223V207L222 204H223ZM12 202V203H11ZM63 202V203H62ZM125 202V203H124ZM235 202V203H234ZM1 203L0 202V209H1ZM67 203V204H66ZM72 203V204H71ZM111 203V202H110ZM218 207V205H220ZM183 204V202H182ZM204 204V206L202 205ZM104 204H100L99 206V209L101 210V214H100V218H104V217H107L109 216L108 219H112L111 222H113L112 224H114V210H111L110 209V204H106V207L104 205V207H102ZM112 205V203H111ZM110 206V207H109ZM200 206H203L202 208ZM205 207V208H204ZM106 208V209H104ZM204 208V209H203ZM226 208V206L224 207ZM234 208V209H233ZM90 209V208H89ZM104 209L106 216H104L103 212L102 211ZM109 209V210H108ZM202 209V210H201ZM217 209H219L217 211ZM232 209H233V213H232ZM261 209V212L257 211L256 214H258L259 212V215H256V218L258 219V225L256 224V230H255V227L253 228L254 233L250 236L254 238H256V240H251L252 238H249V230H246L245 231V236L243 234L242 236V240L244 241L247 240V239H250V241H252L253 243H251L249 245V247L252 245V250L250 252H254L253 255L256 254V257L253 256L252 260H251V257L249 258V264H257V262L261 261L259 259V253H256L257 251L254 250L255 249V246L258 247L260 246V243L262 240H264V205H263V202L261 203V207L259 208V210ZM40 210V209H39ZM87 210V212H86ZM107 210V212H106ZM201 210V211H200ZM73 211V210H72ZM113 213H111V212ZM148 211V212H147ZM222 211V212H220ZM109 212V213H108ZM147 212V213H146ZM218 212V213H217ZM88 214V216H87ZM111 214V215H110ZM113 214V215H112ZM193 214V215H192ZM201 214V216H200ZM204 214V215H203ZM229 214V215H228ZM102 215V216H101ZM186 215V216H185ZM194 216V217H193ZM223 219H221L222 217ZM229 216V219H227ZM259 216V218H258ZM111 217V218H110ZM201 217V218H200ZM6 220L2 219L1 217V214H0V264H13L14 262V256H9L8 259H4L2 260V258H4V251H5V246H6V242L8 241V229H9V226H10V223H9V217H5ZM192 218V219H191ZM200 218V219H199ZM81 219V220H80ZM88 219V220H87ZM191 219V220H190ZM203 219V220H202ZM80 220V222H78ZM184 220V221H183ZM198 220V221H197ZM226 222H224V221ZM228 220V221H227ZM231 220V221H229ZM192 221V222H191ZM201 221V222H200ZM216 221V222H215ZM88 222V223H87ZM190 222V223H189ZM199 222V223H198ZM227 222L228 225H227ZM5 225H4V224ZM78 223V225H77ZM125 223V224H124ZM123 223V226L121 227L120 229V233H123L124 229H126V216H125V221ZM222 223V224H220ZM224 223V224H223ZM181 224V225H180ZM187 224V225H186ZM200 224V225H199ZM220 224V225H219ZM231 224V225H230ZM31 225V224H30ZM75 225V226H74ZM212 225V226H210ZM221 225L223 226L222 229L224 228V230L221 229ZM80 226V227H79ZM180 226V227H179ZM199 226H201V228L198 230ZM87 227V228H86ZM91 227V226H90ZM210 227V228H209ZM219 227V228H218ZM73 228V229H74ZM184 228V229H183ZM196 228V229H195ZM208 228V230H207ZM80 229V230H79ZM87 230V231H86ZM196 230V231H195ZM207 230V231H206ZM227 230V231H226ZM263 230V231H262ZM43 231V232H42ZM194 231V232H193ZM221 231V232H220ZM224 231V232H223ZM8 232V233H7ZM40 232L42 233V235L45 239V235L47 236L45 230H40ZM248 232V234H247ZM199 233H201L199 235ZM212 233V234H211ZM222 233V234H221ZM255 233H258L256 236H255ZM89 234V236H88ZM182 234V235H181ZM202 235V237H201ZM210 235V236H208ZM88 236V237H87ZM200 236V237H199ZM249 236V237H248ZM255 236V237H254ZM258 236V237H257ZM134 237V238H133ZM197 237V238H196ZM209 237V238H208ZM244 237V238H243ZM246 237H248L246 239ZM194 238H196V241L194 242ZM202 238V239H201ZM208 238V239H207ZM56 238H54V240H56ZM186 239V240H185ZM53 239H51L50 241L49 240H45L47 241L46 243L48 244H44L42 241H38L36 244H38L37 248H41V250H44L47 246H50V243L53 244V242H51ZM86 240V241H85ZM202 240V241H201ZM27 241H28V237H27ZM187 241V242H185ZM43 244H42V243ZM119 242V239L117 238V240H114V243L112 242V244L108 245L105 250L101 253L103 254H100L102 255L103 257L105 256V258L103 259L102 256L101 258L99 257L98 259V262L99 264H107L108 263V258L110 257V255L114 254L115 253V250H116V245L118 244ZM208 242V243H207ZM256 242V243H255ZM72 243V244H70ZM75 243V244H74ZM85 243V244H84ZM186 243V244H185ZM200 243V244H199ZM207 243V244H206ZM28 244V243H27ZM41 244V245H40ZM63 244V245H62ZM181 244V245H180ZM197 244V245H196ZM5 245V246H4ZM26 245V244H25ZM30 244L26 245L23 249H22V254H24V257L25 259H28L29 258V261L31 262V264H36L37 261H36V257H35V253L32 252L33 248L34 247H31V245L29 246ZM46 245V246H45ZM72 245V246H71ZM183 245V246H182ZM199 245V246H198ZM224 245V246H223ZM35 246V245H34ZM35 246V247H36ZM42 246V247H41ZM45 246V247H44ZM111 246V247H110ZM195 246V247H194ZM26 247H29V248H26ZM115 247V249H114ZM139 247V248H138ZM194 247V248H193ZM209 247V248H208ZM32 248V249H31ZM48 248V247H47ZM251 248V247H250ZM254 248V249H253ZM29 249V250H27ZM138 249V250H137ZM195 249V250H194ZM198 249V251H197ZM27 251V254L25 253ZM123 249H121L122 251ZM129 250V251H131ZM192 250V251H191ZM25 251V252H23ZM139 251V252H138ZM162 251V252H160ZM194 251V252H193ZM28 252H32V254L29 253L30 257L33 255L34 258H30L28 256ZM193 252V253H192ZM199 252V254H198ZM135 253L136 256H135ZM152 253V254H151ZM190 253V254H189ZM195 253V254H194ZM81 254V255H80ZM188 254V255H187ZM192 254V255H191ZM26 255V256H25ZM55 255V254H54ZM54 255H50L49 257L45 258V262L43 264H48L51 260L52 257H54ZM156 255V256H155ZM52 256V257H51ZM77 256V257H76ZM89 256V254H88ZM11 257V258H10ZM145 257V258H144ZM158 257V258H157ZM199 257V258H198ZM13 258V259H12ZM74 258V259H73ZM162 258V256H161ZM191 258V259H190ZM259 261H257V259ZM73 259V260H72ZM107 259V260H106ZM255 259V260H254ZM63 260V259H62ZM60 260L61 263L59 264H66V261L65 260ZM85 260V261H84ZM102 260V262H101ZM107 262H106V261ZM137 260V261H136ZM184 260V261H183ZM13 261V262H12ZM33 261V262H32ZM35 261V262H34ZM47 261V262H46ZM80 261V262H79ZM84 261V262H83ZM165 261V262H164ZM78 262V263H77ZM137 262V263H136ZM262 264H264V259H262ZM261 262H259L258 264H261ZM143 263V264H144Z\"/></svg>",
    "mask_w": 264,
    "mask_h": 264
},
{
    "label": "bare ground",
    "instance_id": "bare-ground-1",
    "mask_svg": "<svg viewBox=\"0 0 264 264\" xmlns=\"http://www.w3.org/2000/svg\"><path fill=\"white\" fill-rule=\"evenodd\" d=\"M1 1V0H0ZM27 1V0H26ZM198 1V0H197ZM223 1V0H222ZM260 2V0H257V2ZM263 1V0H262ZM261 1V2H262ZM20 3L19 2V0H2V2H1V5L2 6H0V12H2V11H4L5 13H7L8 11H9V13H10V11L11 12H13L14 11V7L16 6V3ZM25 2V1H24ZM28 2H29V0H28ZM68 3H71L70 5L72 6V7H76L75 6V4H77L78 6H80V7H82V10L84 11L85 9H83V7H84V4H83V2L81 1H79V0H69V1H67ZM95 2V1H94ZM98 2H99V8H100V12H99V15L101 14V18H100V21L101 22H103L102 24H104V29H102L103 31H102V33H101V35H104V33H105V39H104V41L106 40V42H108L109 40H112V34L113 33H116L115 35H116V37H117V40H116V42L115 41H110L109 43H107V45L109 46V48H110V44H111V42H115L114 44H115V46L113 45V44H111V47L112 48H110V51H116L117 50V52L115 53L116 54V58H115V60H116V63H117V68H118V70H119V72L118 71H116V75H118V74H121L120 76L121 77H124L125 78V83L123 82V81H121V80H123L124 78H122L120 81L122 82V83H124V85L123 84H120L119 82V80H118V78L117 77H119V75L116 77L117 78V80L119 81L118 83H116L115 85L117 86L116 87V96H117V102L118 103H116L117 104V111L119 112V115L121 116V118H122V120L124 121V123H125V125L127 126V129L130 131V134H131V136H132V138H133V142H135V144L136 145H138L139 147L138 148H141L142 149V151H143V158H144V160H145V164H146V168H148L153 174H156V175H159L160 176V178L162 179L163 178V180H162V185H160L161 187V190H159V194H157V198L156 199H154V202H153V207H154V209L153 210H151L150 211V214H146L145 216H144V220H145V222H146V220L148 221L149 220V236H148V244H149V249H150V252L152 251L153 253H156L159 249L160 250H162L163 251V255H161L162 256V258H161V256H160V259H158V264H161V262H162V260H166V258H167V256H166V251L168 252V250H169V238L173 235V233H174V231L177 229L176 228V226H178V224L180 223V221L182 220V218H183V213L184 212H182L183 210H182V207L181 206H183L184 205V195H185V192L183 191L184 189V182H185V179L186 178H189V180H193V179H196L197 178V175L196 174H198L197 172H198V168H199V166L202 164V162H203V153L205 152L206 153V160H204L205 162L209 159V156H210V152H211V150H212V147H213V142H212V128H213V126H212V121H213V117L212 116H214V115H212V110H213V103L207 98V96H206V92H207V90H206V94H205V96H204V92H203V90H205L204 88H206L207 89V86H205L204 88H203V90H202V87H203V85H204V83H202L201 84V82H205V81H202V78H201V76H203V75H201L200 77H198V75L202 72L201 70V66L199 65V67L197 66L198 65V63H196L197 65V67H198V70H199V68L201 69L200 70V73L198 74V75H196L194 78V80H192V81H195L194 83H196V85H197V89H196V91H194V88L196 87L192 82L190 83V84H192V85H194V87H193V92H195V94H196V100H197V108H198V110H197V112H199V123L200 124H202L204 127H205V137L203 138L204 140H202L199 136H200V132H199V130H198V127H197V124L196 123H193V121L191 122V123H193V124H191L190 122H188V121H185L186 122V125H187V127H188V131H190V141H189V145H188V151L186 152V154H185V156L184 157H178L177 156V152H176V150H177V143H176V141H178V140H176L175 138H176V134H177V130H176V127H174V123L173 122H175V121H172V123L174 124V125H172V123H171V115H170V112L171 111H169V108L171 107V106H169V108L166 106V102L167 101H164L165 99H162V97L160 96V95H157V94H160V92H162V91H160L159 93H156L155 92V94H154V92H153V90L151 91V92H153V94H154V96L152 95V96H149L150 94L147 92V90H145V92L143 91V89H142V86L144 87V85H142V83L144 84H146V86H148L149 85V87H151L152 88V84L150 83V82H153V81H155L156 79L154 78V80H153V78L152 77H154V74L153 73H150L151 74V76H150V74L149 73H147V72H145V62L141 59V61H140V59H136V62L137 63H135V67L134 68H132L131 66L132 65H130V66H124L123 65V63H125L124 61H123V58L125 57L124 55V53L126 52H124V48L126 47V43H128L129 41V39L127 38L128 37V35L126 36L125 35V30L123 29V27H126L127 25L125 24V23H123L124 24V26H122L120 23H119V18H117V16L119 17L120 16V12H121V14H123V12H122V10H120V11H117L116 10V8L117 7H115V2H114V0H98L97 1V3L95 2V4L97 5L98 4ZM179 2V1H178ZM218 2V1H217ZM223 2H225V1H223ZM230 2H232L233 3V1L231 0ZM234 2H235V0H234ZM246 2V1H245ZM257 2H256V5H257ZM264 2V1H263ZM57 3V5H56V9H58V5L59 6H61L62 4V2L60 1V4L58 3V1H55L54 0V2H50L49 0H31L29 3H27L26 5H24L23 6V4L22 3H20V4H22V5H18V6H20L19 8H17V7H15V9H17L18 10V12H17V14L19 15V17H21V18H18V20L16 19L17 17H15L14 15H13V17H10V15H9V13H7V16H9V25H11V26H13V27H19V29H20V27H21V29H23V30H25V31H27L28 33H32L34 36H36L35 38L37 39V38H44V36H43V33L45 34V37L47 36H49L50 38H52V39H55V40H53L54 42H56L57 44H59V46L60 47H58V48H61V51L59 50L58 51V54H59V52L60 53H62V51H63V53L65 54V57L68 59V60H70V62H72V64H73V66L74 67H72V70L75 68V69H77L76 71H79V77H80V79H81V81H83L86 85H88L90 88H91V90H89L88 92H90V94H91V96H93V97H95L96 99H98V98H100V100L102 101V102H104V104L106 105L107 103H105L106 102V100H104L102 97L103 96H101V94L103 95V93H104V91L105 90H107L108 88L105 86V85H107V83H104V81H103V77L102 76H105V75H103V74H105L104 72H103V70L101 71V69L100 68H102L101 66H100V68L98 67V55L101 53V51H97V53L96 52H92L93 50H94V48L92 47V44H91V47H92V51H91V49L90 48H88L90 45H89V43L90 42H86L87 40H85V42L86 43H79L80 42V40L79 39H81V38H83V37H79V36H82V34H81V32L80 31H82V30H84L83 31V33L86 31V29H84L83 27H82V23H84V22H90V20H88V21H85L84 19L87 17V15H86V17L85 18H83L84 16L82 15V12L79 14V12H77V10L78 9H80V8H76V10H75V8H73L72 10H69V11H71V14L73 15L74 13H72V11H76V13H75V15L74 16H69V15H71V14H69L68 12H67V10L65 11V13L67 12V14H69V15H67V19H71V18H73L72 20V23L71 24H68V25H70L69 27H70V29H71V26H72V24L74 23H76L77 25H75V29H76V27H79L80 26V23H81V29H80V31H79V29L77 28V30H78V32H79V34H81V35H77L79 38L77 39V38H75V39H71V38H69V36H71L72 37V32L69 34V29H68V37H66V38H68V39H71V40H68L67 41V39H65V31H63L62 29H63V25H65L64 24V22H62V18L65 16V18H66V15H65V13H64V10L62 11V13H63V17L62 18H59V17H61L60 15L58 16V13L60 14L61 12H60V10L61 9H64V8H62L61 7V9L59 10V12L57 13V11H56V9H55V5L54 4H56ZM63 3H66V1L64 2V0H63ZM68 3H66V4H68ZM185 4H186V2H184ZM226 3V2H225ZM232 3H231V5H232ZM253 3V2H252ZM94 4V3H93ZM176 4H178V3H176ZM175 4V5H176ZM188 2H187V5H185V6H183V8H184V10L186 9L187 10V8H186V6L188 7V9H189V6H188ZM221 4V3H220ZM222 4H224V3H222ZM249 3H247V5H248ZM259 5H260V3H258ZM262 4V3H261ZM95 5V6H96ZM179 5V4H178ZM178 5H177V7H178ZM192 4H190V6H191ZM245 5V4H244ZM258 5V6H259ZM65 6V5H64ZM69 6V4L67 5V7ZM77 6V7H78ZM94 6V7H95ZM226 6H228V5H226ZM257 6V7H258ZM66 7V8H67ZM71 7V8H72ZM98 7V6H97ZM246 7V6H245ZM11 8L13 9V11L11 10ZM65 8V9H66ZM71 8H68V9H71ZM120 8V7H119ZM169 8V7H168ZM256 8V7H255ZM229 9V8H228ZM261 9V7L259 8V10ZM82 10H80V11H82ZM176 10H178L179 11V8H177V9H168V11H167V14H168V16L170 17V19H172V20H176V19H178V18H183L182 16H180L179 17V15H178V11H176ZM247 10H248V8H247ZM250 10V9H249ZM258 10V11H259ZM16 11V10H15ZM117 11V12H116ZM252 11V10H251ZM256 11H257V9H256ZM257 11V12H258ZM181 12V11H180ZM255 12V11H254ZM256 12V13H257ZM260 13H263V11H259ZM14 13V12H13ZM84 13V12H83ZM97 13V12H96ZM181 13H184V11L183 12H181ZM200 13V12H199ZM17 14H15V15H17ZM180 14V13H179ZM220 14V13H219ZM250 14V13H249ZM0 15H1V13H0ZM4 15V14H3ZM62 15V14H61ZM81 15L83 16V17H81ZM124 15V14H123ZM182 15V14H181ZM184 15H188V12L186 13L185 12V14ZM183 15V16H184ZM260 15V14H259ZM6 16V17H7ZM12 16V15H11ZM115 16H116V18H115ZM168 16L166 17L167 19H168ZM217 16V15H216ZM253 16H255V15H253ZM258 16V15H257ZM3 17H5V15L4 16H2L1 18L3 19ZM15 17V18H14ZM121 17H122V15H121ZM252 17V16H251ZM263 17H264V15H263ZM8 18V17H7ZM98 18H99V16H98ZM192 18V17H191ZM204 18V17H203ZM164 19V18H163ZM190 19V18H189ZM219 19V18H218ZM221 19V18H220ZM224 19V18H223ZM223 19H222V21H223ZM226 19V18H225ZM253 19V18H252ZM258 19V18H257ZM261 19V18H260ZM263 19V18H262ZM69 20H67V22L69 21ZM122 20V19H121ZM179 20V19H178ZM212 20V19H211ZM264 20V19H263ZM263 20H261V24L262 25H264L262 22H264ZM0 21H2L1 19H0ZM4 21V20H3ZM2 21V22H3ZM187 21V20H186ZM230 21V20H229ZM4 22H7L6 20L4 21ZM3 22V23H4ZM89 22H88V24H89ZM172 22H175V21H172ZM176 22H179V21H176ZM188 22V21H187ZM231 22V21H230ZM259 22V19H258V21H257V23ZM21 23V24H20ZM63 23V25H61ZM65 23H66V19H65ZM92 23V22H91ZM181 23H182V21H181ZM234 23V22H233ZM256 23V22H255ZM256 23V24H257ZM260 23V22H259ZM258 23V24H259ZM4 24H6V23H4ZM17 24H20V25H17ZM74 24H73V26H74ZM93 24V23H92ZM101 24V23H100ZM101 24V25H102ZM171 24V23H170ZM178 24V23H177ZM183 24V23H182ZM192 24V23H191ZM202 24V23H201ZM209 24V23H208ZM224 24V23H223ZM228 24H229V22H228ZM0 25H1V27L2 26H4V25H2V23H0ZM67 25V26H68ZM98 25V24H97ZM173 25V24H172ZM181 25V24H180ZM6 26V25H5ZM10 26V27H11ZM36 26H41V28H43V31L41 30V28H40V31H42V32H40V31H38L39 30V28H36ZM67 26H65V28L67 29L68 27ZM73 26H72V29H74L73 28ZM87 26H89V25H87ZM90 26H91V24H90ZM103 26V25H102ZM101 26V27H102ZM175 26V25H174ZM235 26V25H234ZM258 26H260V25H258ZM170 27V26H169ZM207 27V26H206ZM205 27V28H206ZM83 28V29H82ZM87 28V27H86ZM171 28V27H170ZM179 28V27H178ZM177 28V29H178ZM221 28V27H220ZM236 28V27H235ZM257 28V26L255 27V29ZM261 27H259V28H257L258 30H256V31H259V29H260ZM71 29V30H72ZM74 29V30H75ZM90 29V27H88V29H87V31ZM223 29V28H222ZM238 29H240L239 27H238ZM12 30V29H11ZM16 30V29H15ZM17 30H18V28H17ZM63 32H65V33H63ZM65 30V29H64ZM120 30V31H119ZM186 30V29H185ZM208 30V29H207ZM262 30V29H261ZM20 31V30H19ZM22 31V30H21ZM20 31V32H21ZM62 32L63 33V35H64V37H61V38H63V39H65V40H61V39H59L58 37V35H59V32ZM67 31V30H66ZM96 31V30H95ZM264 31V30H263ZM40 32V33H39ZM60 32V34H61V36H63L62 35V33ZM75 33H76V30L74 31ZM77 32V33H78ZM99 32V31H98ZM128 32V31H127ZM178 32H180V31H178ZM186 32V31H185ZM184 32V33H185ZM210 32V31H209ZM241 32V31H240ZM261 32V31H260ZM1 33V32H0ZM42 33V36L40 35ZM96 33V32H95ZM177 33V32H176ZM194 33V32H193ZM259 33V32H258ZM3 34H5V32L3 33ZM67 34V33H66ZM74 34V33H73ZM98 34V36H99V33H97ZM177 34H179V33H177ZM205 34V33H204ZM207 34H209V33H207ZM218 34V33H217ZM242 34V33H241ZM262 34V33H261ZM84 35H86V34H83V36ZM114 35V34H113ZM180 35V34H179ZM220 35V34H219ZM238 35V34H237ZM255 35V34H254ZM41 36V37H40ZM67 36V35H66ZM73 36H76L75 34L73 35ZM126 36V37H125ZM181 36V35H180ZM201 36V35H200ZM213 36V35H212ZM264 36V35H263ZM46 37V38H47ZM86 37V36H85ZM84 37V38H85ZM87 37H90V39H92L91 38V36H88V34H87ZM86 37V38H87ZM116 37H115V39H116ZM183 37V36H182ZM204 37H206V36H204ZM256 37V36H255ZM261 37V36H260ZM3 38V37H2ZM44 39V40H42L41 39V42L43 41H47V43H48V40L47 39H50V38H47V39ZM85 38V39H86ZM177 38V37H176ZM198 38H200V37H198ZM235 38V37H234ZM238 38H239V36H238ZM237 38V39H238ZM251 38V37H250ZM12 39V38H11ZM88 39V38H87ZM113 39H114V37H113ZM201 39V38H200ZM252 39V38H251ZM250 39V40H251ZM256 39V38H255ZM260 39V38H259ZM39 40V39H38ZM76 40H78V42H76ZM83 42H84V40L83 39H81ZM184 40V39H183ZM214 40V39H213ZM243 40V39H242ZM248 40V39H247ZM7 41V40H6ZM50 41V40H49ZM89 41V40H88ZM128 41V42H127ZM176 41V40H175ZM188 41V40H187ZM203 41L205 42V39H203ZM207 41H208V39H207ZM211 41V40H210ZM215 41V40H214ZM4 43H5V40L3 41ZM51 42L52 41H50L49 43L51 44ZM91 42L93 43V40H91ZM237 42H239V41H237ZM242 42V41H241ZM244 42V41H243ZM242 42V43H243ZM32 43V42H31ZM40 43V42H39ZM45 43V42H44ZM56 43H54V44H56ZM97 43V42H96ZM103 43V42H102ZM138 43V42H137ZM183 43V42H182ZM201 43V42H200ZM220 43V42H219ZM223 43V42H222ZM8 44V43H7ZM27 44V43H26ZM26 44H24L25 45V48H26ZM53 44V43H52ZM53 44V45H54ZM56 44V45H57ZM99 44V43H98ZM97 44V45H98ZM104 44V43H103ZM129 44H131V42L129 43ZM133 44V43H132ZM205 44V43H204ZM209 44V43H208ZM221 44V43H220ZM228 44V43H227ZM237 44L238 43H236V46H237ZM240 44V43H239ZM248 44H250V43H248ZM247 44V45H248ZM253 44V43H252ZM251 44V45H252ZM4 45V44H3ZM10 45V44H9ZM9 45H7L8 46V48H9ZM53 45L51 46V47H53ZM94 45V44H93ZM134 45V44H133ZM197 45V44H196ZM242 45V44H241ZM261 45V44H260ZM262 45H264V44H262ZM27 46H29V47H32V46H30V45H27ZM47 46H50L49 44L47 45ZM99 46V45H98ZM98 46H96V48L98 47ZM130 46H132V45H130ZM191 46V45H190ZM209 46V45H208ZM211 46H212V44H211ZM214 46H215V44H214ZM218 46V45H217ZM220 46V45H219ZM11 47V50H14V46L12 47V46H10ZM24 47V46H23ZM29 47H27L26 48V50H28L29 51ZM95 47V46H94ZM128 47V46H127ZM137 47V46H136ZM185 47H186V45H185ZM193 47V46H192ZM198 47V46H197ZM197 47H196V49H197ZM225 47V46H224ZM263 47V46H262ZM8 48H6L5 50L7 51L8 50ZM16 48V47H15ZM33 48V47H32ZM57 47L55 48V49H58ZM117 48V49H116ZM134 48H135V46H134ZM133 48V50L132 49H130V51H133V53H134V56L136 57L137 55V53H135V49ZM179 48H181V47H179ZM211 48V47H210ZM213 48V47H212ZM211 48V49H212ZM215 48V47H214ZM237 48H238V46H237ZM243 48V47H242ZM250 48V47H249ZM264 48V47H263ZM18 49V48H17ZM23 50H24V48H22ZM54 49V47L52 48V50ZM97 49H99V48H97ZM126 49V48H125ZM137 49V48H136ZM194 48H192V50H193ZM195 49V50H196ZM210 49V50H211ZM248 49V48H247ZM246 49V50H247ZM10 50V49H9ZM10 50V51H11ZM22 50V51H23ZM26 50H24V51H26ZM30 50H31V48H30ZM50 50H51V48H50ZM51 50V51H52ZM101 50V49H100ZM127 51H128V48L126 49ZM178 50V49H177ZM192 50H191V53H192ZM194 50V51H195ZM215 50V49H214ZM239 50H240V48H239ZM242 50V49H241ZM245 50V51H246ZM262 50V49H261ZM264 50V49H263ZM27 51V56H29V55H31L30 53H32V51H34L35 53H36V51L33 49V50H31L30 51V53ZM54 51H56V50H54ZM130 51H128L129 53H130ZM137 51V50H136ZM178 51H181V53H182V51L183 50H178ZM187 51V50H186ZM193 51V52H194ZM211 51H213V50H211ZM12 52V51H11ZM14 52L16 53H11L12 54V56H11V58L13 57V55L15 54V55H17V53L18 52H16V50H14ZM47 52V51H46ZM113 52V53H114ZM124 52V53H123ZM188 52H189V50H188ZM196 52V54H197V51H195ZM240 52V51H239ZM238 52V53H239ZM249 52V51H248ZM261 52V51H260ZM263 53H261V54H263V56H261L262 57V61L260 62V64L257 66V68L255 67V69H257V70H255L256 72H258V73H260L259 75H261V73H263L264 74V51H262ZM8 53V52H7ZM39 52H37L36 54H38ZM47 53H49V52H47ZM99 53V54H98ZM186 53V52H185ZM184 53V54H185ZM215 53V52H214ZM220 53H222L221 52V50H220ZM241 53V52H240ZM246 53V52H245ZM9 54L10 53H8V55H6V57L7 56H9ZM23 54V52H21V56H22V58L23 57H25L26 55H22ZM56 54V53H55ZM124 54V55H123ZM138 54H140V53H138ZM199 54V56H200V53H198ZM233 54V53H232ZM248 54V53H247ZM14 55V57H16ZM127 56L129 55V54H126ZM131 55H133L132 53H131ZM141 55V54H140ZM140 55H138V58H140L139 56ZM179 56H180V54H178ZM189 55V54H188ZM193 55V54H192ZM26 56V57H27ZM32 56V55H31ZM39 56V55H38ZM102 56H103V54H102ZM122 56H124V57H122ZM133 56V59L135 58ZM184 56V55H183ZM182 56V57H183ZM187 56V55H186ZM190 56V55H189ZM197 56V55H196ZM214 56V55H213ZM219 56V55H218ZM243 56V55H242ZM1 57V56H0ZM14 57H13V59H14ZM63 58H65L64 57V55L62 56ZM100 57H101V54H100ZM131 57V56H130ZM144 57V56H143ZM194 57V56H193ZM27 58H29L30 59V57H27ZM27 58H25L26 59V61H29V65H30V60H28ZM33 58L35 59V56H33ZM32 58V60L33 61H35L34 59ZM39 58V57H38ZM37 58V59H38ZM103 58V57H102ZM111 58V57H110ZM118 58V59H117ZM132 58V57H131ZM137 58V57H136ZM187 58V57H186ZM196 58V57H195ZM199 58V57H198ZM209 58V57H208ZM245 58V57H244ZM9 59H10V57H9ZM47 59V58H46ZM109 59V58H108ZM127 59V58H126ZM125 58H124V60H126ZM202 59V58H201ZM240 59V58H239ZM247 59H249V58H247ZM6 60V59H5ZM41 60V59H40ZM51 60V59H50ZM128 60V59H127ZM135 60V59H134ZM175 60V59H174ZM181 60V59H180ZM179 60V61H180ZM196 60V59H195ZM195 60H193L194 62H195ZM221 60V59H220ZM223 60V59H222ZM221 60V61H222ZM260 60V59H259ZM22 61V60H21ZM143 61V62H142ZM182 61V60H181ZM191 61V60H190ZM212 61V60H211ZM246 61V60H245ZM3 62V61H2ZM23 62H25V60L23 61ZM22 62V63H23ZM39 62V61H38ZM38 62H36L35 61V64H34V66L32 65V67H30L31 69L33 68L34 69V67H35V69L36 68H38L39 67V69L41 68L40 67V65L39 66H35V65H38V64H36V63H38ZM63 62H66L65 60H63L62 61V63ZM100 62H102L103 63V61L100 59ZM115 62V61H114ZM113 62V63H114ZM129 62V61H128ZM177 62V61H176ZM208 62V61H207ZM227 62H228V60H227ZM240 62H242V61H240ZM244 62V61H243ZM34 63V62H33ZM130 64H131V62H129ZM134 63V62H133ZM193 63V62H192ZM248 63H249V61H248ZM25 64H27V62H25ZM32 64V63H31ZM67 64H68V62H67ZM145 64V65H144ZM195 64V63H194ZM234 64V63H233ZM257 64V63H256ZM28 65V64H27ZM29 65H28V67H29ZM42 65V64H41ZM46 65H48V64H46ZM70 65V64H69ZM102 65V64H101ZM112 65H114V64H112ZM122 65L125 67L124 69H121V67H122ZM125 65H127L126 63H125ZM183 65V64H182ZM190 65H191V63H190ZM227 65V64H226ZM231 65V64H230ZM243 65V64H242ZM248 65V64H247ZM4 66V65H3ZM43 66V65H42ZM64 66H65V64H64ZM64 66H62L63 68H64ZM68 66V65H67ZM71 66V65H70ZM70 66H68V67H70ZM103 66V65H102ZM220 66V65H219ZM238 66V65H237ZM24 67V66H23ZM66 67V66H65ZM106 67V66H105ZM114 67V66H113ZM115 67H116V65H115ZM181 67V66H180ZM188 67V66H187ZM190 67V66H189ZM29 68V70H31ZM43 68V67H42ZM41 68V69H42ZM46 68H49V67H46ZM46 68L44 67L43 69H45L46 70ZM67 68V67H66ZM136 68V69H135ZM147 68V67H146ZM222 68V67H221ZM225 68V67H224ZM227 68V67H226ZM245 67H243V69H244ZM247 68V67H246ZM245 68V69H246ZM26 70H28V68H27V66H26V68H25ZM24 69V70H25ZM35 69H34V71H35ZM40 69V70H41ZM102 69H104V68H102ZM148 69V68H147ZM181 69H182V67H181ZM216 69V68H215ZM227 69H229V68H227ZM226 69V70H227ZM239 69V68H238ZM23 70V69H22ZM23 70V71H24ZM28 70V71H29ZM45 70H41V72L42 71H44V74H47V72H45ZM53 70V69H52ZM68 70H70V69H68ZM189 70V69H188ZM187 70V71H188ZM195 70V69H194ZM193 70V71H194ZM6 71V70H5ZM23 71H22V73H23ZM28 71H25V72H28ZM33 71V72H34ZM38 69H37V72L35 73L36 74V76L38 75V76H41V75H39V74H42V76L44 75L43 74V72L42 73H38ZM76 71H75V73H76ZM114 71V70H113ZM134 71L135 72H137V76H133V74L132 73H134ZM205 71V70H204ZM241 71V70H240ZM254 71V72H255ZM40 72V71H39ZM57 72V71H56ZM115 72V71H114ZM141 72V73H140ZM148 72H150V71H148ZM190 72V71H189ZM255 72V73H256ZM29 73H32L31 71H29ZM29 73H26L27 74V78L28 77H30L31 76V74L29 75ZM38 73V74H37ZM49 73V72H48ZM52 73V72H51ZM53 73H55V72H53ZM52 73V74H53ZM78 73V72H77ZM102 73V74H101ZM188 73V72H187ZM228 73V72H227ZM254 73V74H255ZM257 73V74H258ZM23 74H25V73H23ZM22 74V75H23ZM25 74V75H26ZM34 74V75H35ZM52 74H50L49 73V76L50 75H52ZM56 75H57V73H55ZM73 74V73H72ZM115 74V73H114ZM113 74V75H114ZM194 74V73H193ZM222 74H225V73H222ZM242 74V73H241ZM247 74V73H246ZM245 74V75H246ZM257 74H256V76H257ZM6 75V74H5ZM21 75V74H20ZM25 75H23V77H25ZM29 75V76H28ZM33 75V76H34ZM54 75V74H53ZM76 75V74H75ZM74 75V76H75ZM191 75V74H190ZM229 75H230V73H229ZM237 75H239V74H237ZM36 76H34V77H36ZM46 76V75H45ZM48 76V77H49ZM55 76V75H54ZM60 75H58V77H59ZM158 76V75H157ZM194 76V75H193ZM205 76V75H204ZM228 76V75H227ZM254 76V75H253ZM262 76H264V75H262ZM262 76H260V78L262 77ZM22 77V76H21ZM25 77V78H26ZM32 77V76H31ZM47 77V78H48ZM52 77V76H51ZM56 77V76H55ZM140 77H142V78H144V81L143 82H140ZM159 77V76H158ZM181 77H183V76H181ZM192 77V76H191ZM252 77V76H251ZM6 78H7V76H6ZM13 78V77H12ZM24 78V79H25ZM39 77H36V80L38 79ZM50 78V77H49ZM48 78V79H49ZM53 78V77H52ZM61 78V77H60ZM112 78H114L113 76H112ZM235 78V77H234ZM243 78V77H242ZM241 78V79H242ZM246 78H247V76H246ZM253 78V77H252ZM256 78V77H255ZM259 78V77H258ZM259 78V80H262V79H260ZM263 78V77H262ZM20 79V78H19ZM23 79V78H22ZM24 79H23V81H24ZM31 79V78H30ZM41 79V78H40ZM42 79H43V77H42ZM48 79H46L47 81H49ZM56 79V78H55ZM55 79H54V81H55ZM63 79V78H62ZM79 79V78H78ZM79 79V80H80ZM104 79H106V78H104ZM190 79H193V77L192 78H190ZM248 79H249V77H248ZM264 79V78H263ZM13 80V79H12ZM28 80V79H27ZM26 79H25V81H27ZM32 80H33V78H32ZM32 80L31 81H29V83H31L32 82ZM36 80H34V81H36ZM45 80V79H44ZM58 80H59V78H58ZM57 80V81H58ZM116 80V79H115ZM117 80H116V82H117ZM229 79H227V81H228ZM243 80V79H242ZM252 80V79H251ZM250 80V81H251ZM3 81V80H2ZM21 81V80H20ZM41 81V80H40ZM53 81V80H52ZM113 80H111V83H113L112 82ZM224 81V80H223ZM235 81V80H234ZM247 81V80H246ZM5 82V83H4ZM41 82H43V81H41ZM56 82V81H55ZM55 82H54V84H55ZM61 82H65V80L64 81H62L61 80ZM60 81H58V83H59V85H61L62 84V86H64L65 87V85H63V83H61ZM244 82V81H243ZM252 82V81H251ZM18 83V82H17ZM22 83H24V82H22ZM47 83V82H46ZM52 83V82H51ZM57 83V84H58ZM61 83V84H60ZM66 83H68V82H65V84ZM114 83H115V81H114ZM228 83V82H227ZM246 83V82H245ZM253 83V82H252ZM25 84H26V82H25ZM32 84V83H31ZM49 84H50V82H49ZM57 84H55V85H57ZM120 84V85H119ZM148 84V85H147ZM150 84H151V86H150ZM154 84V83H153ZM189 84V85H190ZM207 84V83H206ZM205 84V85H206ZM210 84V83H209ZM219 84V83H218ZM225 84V83H224ZM236 84V83H235ZM249 84V83H248ZM251 84V83H250ZM7 84H6V81H3V83H0V108H3L2 106H4V105H6V107L7 108H9L8 106H9V104L10 103H12V101L14 102L15 101V99H14V94H13V92L11 91V90H9L8 88H7V86H6ZM27 85V84H26ZM26 85H25V87H26ZM58 85V86H59ZM113 85V84H112ZM192 85H191V87L190 88H192ZM211 85V84H210ZM227 85V84H226ZM225 85V86H226ZM241 85V84H240ZM239 85V86H240ZM260 85L264 88V81L263 82H261L260 83ZM29 86H30V84H29ZM50 86V85H49ZM66 86H67V84H66ZM114 86V85H113ZM145 86V87H146ZM155 87L157 86L156 85V81H155V85H154ZM153 86V87H154ZM229 86V85H228ZM232 86V85H231ZM250 88H251V86L250 85H248ZM27 87H28V85H27ZM44 87V86H43ZM46 87V86H45ZM51 87H52V85H51ZM104 87H106L107 89H105L104 90ZM129 87H131L132 88V90H133V93H134V95H135V100L136 101H134V103H133V100H132V102H131V99H133L132 98V96H134L133 94H132V92H131V94H132V96H131V94L129 93ZM144 87V88H145ZM244 87H246V86H244ZM22 88V87H21ZM115 88V87H114ZM226 88V87H225ZM240 88V87H239ZM246 88H248V87H246ZM258 88V87H257ZM66 89V88H65ZM145 89H148V88H145ZM217 89H218V87H217ZM234 89H235V85H234ZM233 89V90H234ZM68 90L70 91V88L68 87ZM73 89H71V91H72ZM111 90V89H110ZM156 90V89H155ZM159 90V89H158ZM157 90V91H158ZM171 90H173V89H171ZM225 90V89H224ZM230 90V89H229ZM228 90V91H229ZM240 90V89H239ZM244 90V89H243ZM259 90V89H258ZM55 91V90H54ZM86 91V90H85ZM220 91V90H219ZM264 91V90H263ZM61 92V93H60ZM59 93L60 94H62V92L64 93V92H66V93H71V92H67V90H65V91H60ZM144 92V93H143ZM148 93V94H145V93ZM168 92V91H167ZM218 92V91H217ZM222 92H224V91H221L220 93H222ZM245 92V91H244ZM18 93V92H17ZM59 93H56V94H59ZM163 93V92H162ZM219 93V92H218ZM229 93V92H228ZM239 93V92H238ZM246 93V92H245ZM251 93V92H250ZM250 93H249V95H250ZM49 94V93H48ZM55 94V93H54ZM55 94V95H56ZM67 94V95H68ZM194 94V93H193ZM230 94V93H229ZM248 94V93H247ZM52 95H53V93H52ZM63 95H65V96H67L66 94H63ZM70 95V94H69ZM105 97H106V91H105ZM162 95V94H161ZM222 95V94H221ZM60 96V98H59V100L61 101V96L62 95H59ZM65 96H64V98H65ZM158 96V97H157ZM166 96V95H165ZM164 96V97H165ZM220 96V95H219ZM224 96H225V92H224ZM232 96V95H231ZM253 96H254V94H253ZM252 96V97H253ZM16 97V96H15ZM21 97V96H20ZM151 97V98H150ZM167 97V96H166ZM165 97V98H166ZM170 97V96H169ZM227 97H228V95H227ZM242 97V96H241ZM246 97H247V95H246ZM260 97H261V95H260ZM64 98H62V100L64 99ZM70 98V97H69ZM73 98H75V97H72V101H71V105H72V107L73 106H75V107H73V108H75L74 109V111L75 112H73V113H75V114H73V115H75V116H73L74 118H73V122H76L75 123V125L78 123V122H81L80 124H79V127H80V125H82V127H80V128H82V130L78 127V126H75L74 125V123H72L70 120L72 119L70 116H69V118L67 119V121L68 122H71V125L73 126L74 125V127H72L73 128V130H77V129H75V127H77L78 129H80L81 130V135L80 134H78L79 136V138L78 139H76V140H73V139H75L73 136H74V133H75V131L74 132H71V134H73V138L72 139H69V138H71L70 136H69V134H70V131H73V130H71V126L70 127H64V128H62L60 131L61 132H59L60 134H61V137L58 135V138L60 137L61 139H64V141L62 142L61 140H59V141H61V142H59V144H57L58 145V147L57 146H55V148L58 150V148H60L61 150H60V152H62V156L63 155H66V154H69V153H66V152H68L67 151V143L70 141L71 142V144H72V146L73 147H75V152H76V156H77V161H78V164H77V172L79 173V176L81 175L82 176V179H83V181H84V183H86V182H88L89 180H91V179H93L94 177L96 178V179H98L97 177H98V174H96V176H94V172L93 173H91L92 172V170L91 171H89V169H88V172H87V170L86 171H84L86 168V164H87V162L89 163H91L92 164V166H93V159H92V157H91V155L92 154H94L95 152H96V150L100 147V142H102V139H101V137H99L98 138V140H96V141H93L94 143H95V145H96V148H95V150H94V152H93V149H94V147H95V145H94V147H93V149H92V146L90 145V147L87 145V143L89 142V141H87L88 139H91L92 140V138L94 139V137L93 136H91L90 134H92L93 132L94 133H96V131H97V129H96V127L94 126V125H92V124H90V123H92L93 122V116H92V114L93 113H91L92 112V109H90L89 108V112H88V110L87 109H84L83 108V104H84V107H85V105L88 107L89 105H87V104H85V103H82V105L81 104H79L78 102H77V100L75 99V101L73 102ZM168 98V97H167ZM230 98V97H229ZM249 98H251V97H249ZM14 99V100H13ZM34 99H36V98H34ZM56 99V98H55ZM67 99H68V97H67ZM80 99V98H79ZM173 99V98H172ZM212 99V98H211ZM235 99V98H234ZM237 99V98H236ZM253 99H254V97H253ZM264 99V98H263ZM37 100V99H36ZM52 100V99H51ZM65 100V99H64ZM81 100V99H80ZM99 100V99H98ZM167 100V99H166ZM178 100V99H177ZM213 100V99H212ZM226 100V99H225ZM233 100V99H232ZM259 100V99H258ZM54 96H53V100H52V103L51 104H54ZM59 101V102H60ZM70 101V100H69ZM69 101H68V103H69ZM82 101H83V99H82ZM231 101V100H230ZM230 101H229V104H230ZM246 101V100H245ZM62 102V101H61ZM65 102V101H64ZM76 102V103H75ZM86 102V101H85ZM88 102V101H87ZM177 102V101H176ZM180 102V101H179ZM228 102V101H227ZM36 103V102H35ZM67 102H65V106L64 107H67V106H71V105H69L68 103L66 104ZM133 103V104H132ZM166 103V104H165ZM194 103V102H193ZM215 103V102H214ZM233 103H234V101H233ZM247 103V102H246ZM249 103V102H248ZM253 103V102H252ZM254 103H255V101H254ZM14 104V103H13ZM12 104V105H13ZM16 104V103H15ZM43 104V103H42ZM59 104V103H58ZM75 104V105H74ZM89 104V103H88ZM240 104V103H239ZM249 104H251V103H249ZM33 105V104H32ZM31 105V106H32ZM62 105H64V103L62 104ZM61 105V103H60V105H59V107L60 106H62ZM67 105V106H66ZM171 105V104H170ZM224 105H225V102H224ZM228 105V104H227ZM232 105V104H231ZM242 105V104H241ZM252 105V104H251ZM11 106V105H10ZM20 106V105H19ZM26 106V105H25ZM57 106V105H56ZM96 106V105H95ZM107 106V105H106ZM229 106V105H228ZM244 106V105H243ZM254 106V105H253ZM5 107V106H4ZM12 107V106H11ZM34 107V106H33ZM38 107V106H37ZM40 107H42V106H40ZM54 107H55V105H54ZM66 108V111L67 112H69L70 111V109H72L73 110V108ZM87 107H85V108H87ZM90 107H91V105H90ZM92 107H94V105H92ZM91 107V108H92ZM108 107V106H107ZM178 107V106H177ZM255 107V106H254ZM13 108V107H12ZM18 108V107H17ZM182 108V107H181ZM229 108V107H228ZM239 108V107H238ZM238 108L236 109V110H238ZM19 109V108H18ZM45 109V108H44ZM43 109V110H44ZM51 109H53V108H51ZM50 109V110H51ZM58 111L60 110L58 107L56 108ZM63 110L65 109V108H62ZM171 109V108H170ZM227 109V108H226ZM232 110H233V107L231 108ZM230 109V110H231ZM245 109H246V107H245ZM261 109V108H260ZM263 109V108H262ZM4 110V109H3ZM7 110V109H6ZM13 111V109H9V110H7V111ZM55 110V109H54ZM53 110V111H54ZM62 110V111H63ZM69 110V111H68ZM72 110H71V112H72ZM94 110H95V108H94ZM235 110V111H236ZM6 111V114H5V118L6 119H8V121L9 122H14L15 120H17L16 119V115H17V113L16 112H7ZM15 111V110H14ZM34 111V110H33ZM45 111V110H44ZM44 111H42L41 113H42V117H43V119L44 118H49L50 116H51V113H53L52 111L50 112V116L48 115H46L47 113H45ZM56 111V110H55ZM55 111H54V114H55ZM58 111H57V115H59L60 114V112H62L61 110H60V112L58 113ZM96 111V110H95ZM187 111V110H186ZM188 111H190V110H188ZM240 111V110H239ZM238 111V112H239ZM261 111V110H260ZM1 112H2V109H1ZM48 113H49V111H47ZM71 112H69V114H67V115H71L70 113ZM86 112H88V113H86ZM183 112V111H182ZM181 112V113H182ZM192 112H194V111H192ZM254 112V111H253ZM256 112V111H255ZM257 112H259V109H258V111ZM3 113H4V111H3ZM62 113H64V112H62ZM62 113H61V115H62ZM172 113V112H171ZM174 113V112H173ZM191 113V112H190ZM190 113H187V114H190ZM226 113V112H225ZM243 113V112H242ZM241 113V114H242ZM248 113V112H247ZM65 114V113H64ZM66 114L65 115H63V116H65V120H66ZM155 114H157V115H155ZM214 114V113H213ZM227 114V113H226ZM239 114V113H238ZM257 114V113H256ZM41 115V114H40ZM56 115V116H57ZM96 115V113H94V116ZM192 115H193V113H192ZM234 115H236V114H234ZM249 115V114H248ZM18 116V115H17ZM53 116H55V115H53ZM52 116V117H53ZM62 116V117H63ZM72 116V115H71ZM223 116V119H224V116H225V114L224 115H222ZM243 116H244V114H243ZM243 116H242V118H243ZM60 117V116H59ZM96 117V116H95ZM112 117V116H111ZM173 117V116H172ZM186 117V116H185ZM238 117V116H237ZM256 117V116H255ZM4 118V119H5ZM26 118V117H25ZM53 118H58V116L57 117H53ZM99 118V117H98ZM174 118V117H173ZM234 118H235V116H234ZM249 118V117H248ZM38 119V118H37ZM61 120H62V118H60ZM85 119H87L88 121H90V122H85L86 120ZM111 119V118H110ZM240 119L241 118H239V120L238 121H240ZM255 119V118H254ZM257 125H254V126H256V127H258V129L260 128V126H262L261 124H263L262 122H263V120H264V112L262 111V112H259L258 113V115H257ZM29 120V119H28ZM36 120V119H35ZM40 120V119H39ZM46 120V119H45ZM54 120V119H53ZM53 120H51L52 122H50V120H49V122L51 123V125H53V127L51 126V128H48L49 129V131L46 129V131H41L40 133L38 132V134H36V135H34L35 137H36V139H38L39 140V142L40 143H45L46 141H49V139L51 138V136L52 135H54L53 133H55L57 130H59L60 128H61V126L59 127V126H57L58 124V122H61L59 119V121L57 120V123H56V121H55V123L56 124H54L53 122ZM97 119H95V122H97L96 121ZM111 120H113V119H111ZM111 120H109L108 121V125H109V128L111 129V131L113 132V133H115L116 134V128H114L115 127V125L113 124V121H111ZM175 120V119H174ZM235 120H236V118H235ZM245 120V119H244ZM244 120H243V123H244ZM1 121V120H0ZM44 121V120H43ZM64 121V120H63ZM66 121V122H67ZM78 121V122H77ZM92 121V122H91ZM231 120H229V122H230ZM234 120H233V118H232V122H233ZM246 121V120H245ZM30 122V121H29ZM32 122V121H31ZM94 122V123H95ZM148 123L147 125L146 124H144V123ZM237 122V121H236ZM2 123V122H1ZM49 123V124H50ZM93 123V124H94ZM114 123H116V122H114ZM152 123H153V125H152ZM231 123V122H230ZM60 124H62V126L64 125V123L62 122V123H60ZM77 124V125H78ZM199 124V125H200ZM222 124H224V122L222 123ZM221 124V125H222ZM238 125H239V123H237ZM241 124H242V121H241ZM256 124V123H255ZM66 125H68L67 123H66ZM70 125V124H69ZM27 126V125H26ZM30 126H31V124H30ZM33 126V125H32ZM96 126H99L98 124L96 125ZM242 126V125H241ZM240 126V127H241ZM245 126V125H244ZM253 126V127H254ZM202 127V126H201ZM229 127V126H228ZM232 127V126H231ZM233 127H235V126H233ZM239 127V126H238ZM238 127H235L236 129H237V131L238 130H240V128L238 129ZM250 127H251V130H252V126L250 125ZM255 127V129H257ZM59 128V129H58ZM95 128V129H94ZM99 128V127H98ZM249 128V127H248ZM14 129V128H13ZM27 129H28V126H27ZM190 129V130H189ZM223 129V128H222ZM235 129V130H236ZM254 129V130H255ZM261 129V128H260ZM259 129V130H260ZM30 130V129H29ZM80 130H78V131H80ZM231 130V129H230ZM235 130H234V132H235ZM241 130H242V128H241ZM240 130V131H241ZM245 130V129H244ZM250 129H248V131L247 132H250L249 131ZM0 131H1V128H0ZM10 131V130H9ZM16 131V130H15ZM78 131H76V132H78ZM104 131V130H103ZM236 131V132H237ZM3 132V131H2ZM7 132V131H6ZM22 132V131H21ZM154 132H156L158 135L157 136H159V139H157L156 141L154 140V138L155 137H153L152 136V134H155ZM233 131H231V133H232ZM235 132V133H236ZM12 133V132H11ZM18 133V132H17ZM104 132H102L101 134H103ZM200 133V134H199ZM228 133V132H227ZM240 133V132H239ZM239 133H237L235 136H238V135H240ZM241 133H242V131H241ZM4 134V133H3ZM2 134V135H3ZM15 134H16V132H15ZM77 133H75V135H76ZM88 134H89V136H88ZM101 134H100V136H101ZM243 134V133H242ZM248 134V133H247ZM254 134H256L255 132H254ZM96 135H99V129H98V132H97V134ZM232 135H234V133L232 134ZM18 136V135H17ZM32 136V135H31ZM155 136V135H154ZM185 136V135H184ZM242 136V135H241ZM245 136H246V133H245ZM249 136H250V134H249ZM254 136H256V135H254ZM5 137V136H4ZM6 137H9V136H6ZM11 137H13V136H11ZM69 137V138H68ZM105 137V136H104ZM152 137H153V139H152ZM183 137V136H182ZM229 137V139L231 138L230 136H228ZM239 137V136H238ZM238 137H235V138H238ZM243 137H244V135H243ZM247 137H248V135H247ZM251 138H252V136H250ZM28 138V137H27ZM33 138V137H32ZM59 138V139H60ZM234 138V139H235ZM240 138V137H239ZM239 138H238V140H239ZM249 138V137H248ZM95 139H97L96 137H95ZM156 139V138H155ZM201 139V140H200ZM241 139V138H240ZM244 139V138H243ZM243 139H241V140H243ZM250 139V138H249ZM253 139V140H252ZM252 139H250L251 141H254V138H252ZM264 139V138H263ZM3 140V139H2ZM51 140V139H50ZM105 140V139H104ZM231 140V139H230ZM248 140V139H247ZM5 141H7L6 139H5ZM18 141V140H17ZM37 141V140H36ZM52 141V140H51ZM228 141V140H227ZM233 141V140H232ZM240 141V140H239ZM238 141V142H239ZM258 141V140H257ZM8 142V141H7ZM6 142V143H7ZM38 142V141H37ZM225 142V141H224ZM235 143H236V141H234ZM262 142V141H261ZM9 143H11V142H9ZM9 143H7V144H9ZM90 143H91V141H90ZM93 143V144H94ZM104 143V142H103ZM229 143H230V141H229ZM245 143V140H244V142L242 143V144H244ZM248 143H250V144H252L250 141H248ZM248 143H247V145H248ZM108 144V143H107ZM228 144V143H227ZM226 144V145H227ZM231 144H232V142L230 143V145L228 144V150H230V148H232V146H235V145H232L231 146ZM259 144V143H258ZM264 144V143H263ZM0 145H2L1 143H0ZM55 145V144H54ZM103 145V144H102ZM236 145H237V143H236ZM240 145H241V142H240ZM245 145V144H244ZM244 145H243V148H244ZM252 145H255V144H252ZM242 146V145H241ZM9 147V146H8ZM10 147H11V145H10ZM36 147V146H35ZM104 147V146H103ZM236 147V146H235ZM239 146L237 145V147L236 148H238ZM250 147V146H249ZM249 147H246V148H249ZM255 147V146H254ZM260 147V146H259ZM258 147V148H259ZM2 148V147H1ZM12 148V147H11ZM33 148V147H32ZM101 148V147H100ZM120 148V147H119ZM251 148V147H250ZM249 148V149H250ZM9 149V148H8ZM20 149V148H19ZM36 149V148H35ZM46 149H48L47 147H46ZM83 149V150H82ZM90 149H92V151L90 150ZM112 149V148H111ZM235 149V148H234ZM241 149H242V147H241ZM240 149V147H239V151L241 150ZM249 149H246V151H248ZM1 151H3L2 149H0ZM80 150H82V153H81V151ZM100 150V149H99ZM232 150V149H231ZM231 150H230V152H231ZM12 151V150H11ZM48 151V150H47ZM46 151V152H47ZM84 151V152H83ZM238 151V150H237ZM236 151V152H237ZM241 151H243V149L241 150ZM241 151H240V153H241ZM254 151V150H253ZM252 151V152H253ZM15 152V151H14ZM49 152V151H48ZM52 152V151H51ZM101 152V151H100ZM233 152H234V150H233ZM250 152H251V149H250ZM251 152V153H252ZM84 153V154H83ZM97 153V152H96ZM99 153V152H98ZM228 153H229V151H228ZM232 153V152H231ZM230 153V154H231ZM239 152H238V154H240ZM247 153V152H246ZM14 154V153H13ZM104 154V153H103ZM229 154V155H230ZM237 153H236V156L238 155ZM250 154V153H249ZM256 154V153H255ZM2 155V154H1ZM11 155V154H10ZM60 156L59 157H61V154H59ZM228 155V156H229ZM231 155H233V154H231ZM251 155V154H250ZM262 155V154H261ZM6 156V155H5ZM14 156V155H13ZM38 156V155H37ZM47 155H44L43 156V154H42V156H41V158H40V155L38 156V159L37 160H39V162H38V164H37V169L35 170V171H33V172H30L29 174H27L26 175V177L28 176V178H23L22 180H21V182H20V184H18V187L16 188L15 187V189H17L16 191H15V193H19V195H20V193H22V195L20 196V198H17V196H16V198L18 199V200H14L13 201V203L12 204H9L10 205V207H9V211H6L5 209V207L7 206H5L4 207V204H6L5 202V200L4 201H0V202H2L1 203V209H0V214H1V217H2V219L4 220H6V218L5 217H9V223H10V226H9V229H8V231H9V233H8V241L6 242V246H5V251H4V258H2V260H4V259H8V257L9 256H14L13 258H14V262H13V264H31V260L29 261V258L28 259H25V258H23L24 257V254H22V249L26 246V245H28V244H30L31 245V247H34L33 248V250H32V252L33 253H35V257H36V261H37V263L36 264H43L44 262H45V258H47V257H49L50 255H54V257H52L51 258V260H50V262L48 263V264H59V263H61L60 262V260H65L66 261V264L67 263H69L70 262V260H71V258H72V256H70L71 254H73V253H71V250L73 249H71V247H67V249L65 248V250H62V251H60V249L59 248H61L60 247V245H61V243L63 242H65V241H68V240H70L69 242H74V240L76 241V239H77V228L75 229L74 227V229L72 228V224H73V222H74V220H76L77 221V219L78 218H80L81 217V215H83V213H84V210L85 209H83L82 207V205H81V203L80 204H78V206L74 209V208H72L69 204H68V206H63L64 204H62L61 205V203H59V201L61 200V201H63V199H60V197H59V195H58V197H55L54 195H51V194H48L47 193V191L52 187L51 185L52 184H54L55 183V181L57 182V178L59 177L61 180H63V183H59L61 186H60V188L62 187V192H61V195L63 194V192L64 193H66V192H68L67 193V195L69 196V198H66V199H73V200H75V198H78L79 196H77V195H81V196H85V194L87 193L86 192V187L84 186V188H83V190L82 191H79L80 193L79 194H77L76 192V194L75 193H70L69 191L70 190H73L72 189V187L74 188V182H73V179L72 180H69L71 177H74V176H71L70 178H67L68 176L67 175H69L68 174V172L69 171H67L66 170V167H64L63 166V168H61V169H59L60 168V166H62V165H60V164H50L51 166L50 167H47L48 166V164L50 163V159L48 160L47 159V157H46ZM67 156V158H68V155H66ZM205 156V155H204ZM242 156H244V153H242ZM246 156L248 157L249 155L248 154H246ZM185 157H187L188 158V164H187V166H185L184 165V163H183V159L185 158ZM223 157V156H222ZM221 157V158H222ZM230 158H231V156H229ZM234 157H235V155H234ZM233 157V158H234ZM238 157H240L239 155H238ZM246 157V159L247 160H249L248 158ZM258 157V156H257ZM263 157V156H262ZM9 158V157H8ZM64 158H66V157H64ZM66 158V159H67ZM244 158L245 157H243V160H244ZM4 159V158H3ZM9 159H11V158H9ZM35 159V160H36ZM53 159V158H52ZM69 159V158H68ZM223 159H225V158H223ZM229 159V158H228ZM236 159H237V157H236ZM252 159V158H251ZM5 160V159H4ZM35 160H32L33 162L32 163H35ZM129 160L130 159H128V161H126L124 158H122V157H119V158H117L116 160H114V162H113V165H112V171H111V178H112V181H113V186H112V190H111V193L110 194H108V189L106 188L105 190V193L102 195V198L100 197V199H94L93 201H92V204H91V206L90 205H88L89 207H88V211H89V216H88V214H87V216L89 217L88 219H89V223H88V232L90 231V230H92L93 231V233L92 234H90V236H89V234H88V239H86L87 240V242H86V244H85V249L86 248H88V249H90V251H88L89 253V256H88V254H87V260H86V262H84L83 264H99V262H98V259H99V257L101 258V256L102 255H100V254H103V253H101V252H103L104 250H105V248L108 246V245H110V244H112V242L114 243V240H117V238L119 239V242H118V244L116 245V250H115V253L114 254H112V255H110V257L108 258V263L107 264H128V261H129V259L128 258H130V256H129V254H131L132 253V250H131V247L129 248V247H125V246H123V244H124V242H125V245L126 246H130V241H131V237H132V229H133V224H134V222H135V220H136V218H138L137 217V215H138V210H140L139 209V207H141L140 206V203H141V201H140V199H141V195H140V191L138 190V187H137V184L136 183H133L132 185H131V188L130 189H132V192H131V201H130V204H129V206H127V209L124 207V204H123V201H124V197H125V193H126V191H127V189H126V184L124 185V183L123 182H125L127 179H129L131 176H132V174L134 173L133 172V170L135 169V168H133V165L134 164H130V162H129ZM230 160V159H229ZM246 160V161H247ZM257 160V159H256ZM14 161V160H13ZM27 161H30V160H27ZM54 161V160H53ZM59 161H61L60 159H59ZM68 161V160H67ZM69 161H71V159L69 160ZM99 161V160H98ZM134 161V160H133ZM221 161V160H220ZM226 161V160H225ZM233 161H235V160H233ZM232 161V162H233ZM238 161H242V158H240V160H238ZM237 161V162H238ZM12 162V161H11ZM16 162V161H15ZM184 162H185V160H184ZM204 162V163H205ZM231 162V163H232ZM236 162V163H237ZM250 162V161H249ZM59 163V162H58ZM66 163V162H65ZM77 163V162H76ZM100 163V162H99ZM207 163V162H206ZM217 163V162H216ZM234 163V162H233ZM232 163V164H233ZM242 163V162H241ZM256 163V162H255ZM29 164H30V162H29ZM36 164V163H35ZM34 164V165H35ZM67 164V163H66ZM70 165H71V162L69 163ZM74 164V163H73ZM72 164V165H73ZM97 164V163H96ZM96 164L94 165L95 167H96ZM228 164H229V162H228ZM231 164V165H232ZM237 164H239V163H237ZM244 164H248V162L246 163H244ZM244 164H242V165H244ZM250 164V163H249ZM258 164V163H257ZM241 165V164H240ZM239 165V166H240ZM242 165H241V168H242ZM11 166V165H10ZM32 166V165H31ZM69 166V165H68ZM67 166V167H68ZM173 166V167H172ZM229 166V165H228ZM237 166V165H236ZM235 166V167H236ZM244 166H246V165H244ZM251 165H249V167H250ZM13 167V166H12ZM94 167V168H95ZM99 167V166H98ZM204 167V166H203ZM230 167V166H229ZM229 167H227L228 169H229ZM11 168V167H10ZM69 168H71V166L69 167ZM73 168V167H72ZM173 168H175V170H172ZM238 168L239 167H237V170H238ZM244 168V167H243ZM247 168V167H246ZM245 168V170H247ZM8 169V168H7ZM95 170V169H94ZM179 170H180V172H179ZM202 170V169H201ZM214 170H215V168H214ZM233 171V169L231 168L230 169V171ZM235 170V169H234ZM236 170V171H237ZM243 170V169H242ZM8 171H10V170H8ZM25 171V170H24ZM57 171H59L58 172V174H56L57 173ZM73 171H75V170H73ZM141 171V170H140ZM148 171V170H147ZM203 171V170H202ZM236 171H233V172H235V173H237ZM239 171H240V173H239ZM238 171V175H239V178L240 179H243V178H241V176H243V175H241V170H239ZM72 172V171H71ZM244 172V171H243ZM249 172H250V169H249ZM99 173V172H98ZM146 173V172H145ZM230 173H232V172H230ZM246 173V174H245ZM11 174V173H10ZM21 174H23V172L21 173ZM243 174V173H242ZM24 175V174H23ZM75 175H77V173H75ZM235 175V174H234ZM233 175V176H234ZM244 175H247V171L246 172H244ZM253 175V174H252ZM8 176V175H7ZM11 176V175H10ZM18 176V175H17ZM99 176H100V174H99ZM104 176V175H103ZM9 177V176H8ZM24 177V176H23ZM76 177V176H75ZM93 177V178H92ZM178 177H179V179H178ZM196 177V178H195ZM230 177H231V174H230ZM235 177H237V175L235 176ZM235 177H233V178H235ZM12 178V177H11ZM77 178V177H76ZM100 178V177H99ZM181 178V179H180ZM227 178H229V177H227ZM239 178L237 179V180H239ZM247 178V176L243 179V180H245ZM10 178H8V180H9ZM60 179H58V181L60 180ZM79 179H80V177H79ZM232 179V178H231ZM230 179V180H231ZM15 180V179H14ZM60 180V181H61ZM99 180V179H98ZM187 180V179H186ZM205 180V179H204ZM229 180V179H228ZM234 180V179H233ZM236 180V183L238 182L239 183V181H237ZM251 180V179H250ZM59 181V182H60ZM65 181V182H64ZM81 181V180H80ZM82 181V182H83ZM91 181H93V180H91ZM90 181V182H91ZM94 181H96V180H94ZM147 181V180H146ZM235 181V180H234ZM234 181H232V182H234ZM9 181H7V183H8ZM10 182H12V181H10ZM90 182L89 183H87V184H90ZM105 182V181H104ZM128 182V181H127ZM135 182H137V181H135ZM148 182V181H147ZM187 182V181H186ZM195 182V181H194ZM227 182V181H226ZM240 182H242V180L240 181ZM244 182V181H243ZM243 182L241 183L242 184V186H243ZM18 183V182H17ZM123 183V184H122ZM153 183V182H152ZM156 183V182H155ZM191 183V182H190ZM201 183V182H200ZM205 183V182H204ZM251 183V184H250ZM250 183H248V184H250V186H249V188L247 189V191H246V193H245V197H244V199H243V197H242V200L240 201L239 199H241V198H239V199H237L238 201H236V206H234V207H236L235 208V212L233 213V209H232V213H233V216H231V218H232V221L231 220H229V221H231V223L233 222V225H231L232 227L231 228H229V231H227V232H225L224 234H223V244L225 245V249H224V253L222 254V257H221V263L220 264H249L248 262V260H249V258L251 257V260H252V258H253V256H255L256 257V254L255 255H253L254 254V252H250L251 250H252V245L249 247V245L251 244V243H253L252 241H250V239H247L249 236H250V234L252 235L253 233H254V231L256 230V224L258 225V219L256 218V215H259V212H261V209L259 210V208L261 207V203L263 202V205H264V157H263V159L261 158V160H260V162H259V166H258V169H257V172H256V174L254 175V178L252 179V181L250 182ZM229 184H230V182H229ZM229 184L226 186V187H230L229 186ZM240 183H239V185H241ZM5 185H6V183H5ZM4 185V186H5ZM56 185V184H55ZM77 185V184H76ZM84 185V184H83ZM86 185V184H85ZM139 185V184H138ZM151 185H153V184H151ZM155 185V184H154ZM185 185H187V183L185 184ZM203 185L204 184H198V186H197V188H196V190H195V196H196V198L200 201V199L202 198V195H203V193H204V187H203ZM232 185H233V183H232ZM237 185V184H236ZM235 185V183H234V186H236ZM239 185H238V188H239ZM48 186L50 187V188H48ZM58 186V185H57ZM148 187H149V185H147ZM6 187V186H5ZM11 187V186H10ZM53 187H55V186H53ZM99 187V186H98ZM109 187V186H108ZM195 187V186H194ZM233 187V186H232ZM244 187V186H243ZM242 187V188H243ZM105 188V187H104ZM156 188V187H155ZM223 188V187H222ZM234 188V187H233ZM232 188V189H233ZM235 188H237V187H235ZM238 188L237 189H235V191L236 190H238ZM5 189V188H4ZM4 189H1V193H3V191L2 190H4ZM53 188H51L50 189V191L52 190ZM58 189V188H57ZM95 189H96V187H95ZM111 189V188H110ZM224 189V188H223ZM226 189V188H225ZM231 189V190H232ZM56 190V189H55ZM55 190H54V193H55ZM102 190V189H101ZM191 190V189H190ZM234 190V189H233ZM232 190V191H233ZM240 190V189H239ZM77 191V190H76ZM231 191V193H233ZM234 191V192H235ZM49 192V191H48ZM52 192V191H51ZM58 192V191H57ZM56 192V194H58V193H60V192H58L57 193ZM101 192V191H100ZM103 192V191H102ZM110 192V191H109ZM129 192V191H128ZM222 192V191H221ZM226 191L224 190V193H225ZM48 194L43 200L42 199H40L44 194ZM227 193H229L228 191H227ZM227 193H225V194H227ZM240 193V192H239ZM53 194V193H52ZM55 194V195H56ZM74 194H75V196H74ZM88 194V193H87ZM86 194V195H87ZM223 194V193H222ZM221 194V195H222ZM237 194V193H236ZM15 195V194H14ZM18 195V196H19ZM220 195V194H219ZM229 195H232V194H229ZM228 195V199H229V196ZM1 196H3L2 194H1ZM67 196V197H68ZM223 196H226V195H224L223 194ZM222 196V197H223ZM64 197H66V196H62L61 198H64ZM96 197V196H95ZM188 197V196H187ZM232 197V196H231ZM239 197V196H238ZM12 198V197H11ZM15 198V199H16ZM80 198V197H79ZM226 197L224 198V199H226V200H228ZM13 199V198H12ZM86 199V198H85ZM88 199V198H87ZM203 199V198H202ZM220 200H222V198H219ZM231 199V198H230ZM229 199V200H230ZM235 199V198H234ZM225 200V201H226ZM228 200V201H229ZM67 202H68V200H66ZM225 201H223V204H222V206H226V208H222L223 209V213L222 214H220V215H224V214H227V213H225V212H227V211H229V210H231V209H227V205L229 204L228 203V201H227V205H226V203H225V205H224V202ZM9 202V201H8ZM112 203V205H111V203ZM182 202H183V204H182ZM198 202V201H197ZM220 202V201H219ZM63 203V202H62ZM125 203V202H124ZM221 203V202H220ZM219 203V204H220ZM231 203H233L232 202V200H231ZM235 203V202H234ZM67 204V203H66ZM72 204V203H71ZM100 204H104L105 206H106V204H110V209L111 210H114V224H112L113 222H111L112 221V219L110 220V219H108L109 218V216H108V218L107 217H104V218H100V214H101V208L99 209V205ZM104 205L102 206V207H104ZM203 206H204V204H202ZM230 205V204H229ZM228 205V206H229ZM232 205V204H231ZM229 206V207H231L232 208V206ZM203 206H200L201 208L203 207ZM219 206H221V204L220 205H218V207ZM107 207V206H106ZM184 207V206H183ZM90 208V209H89ZM108 208V207H107ZM205 208V207H204ZM203 208V209H204ZM40 209V210H39ZM104 209H106V208H104ZM104 209L102 210V211H104ZM73 210V211H72ZM109 210V209H108ZM182 210V211H181ZM202 210V209H201ZM200 210V211H201ZM219 209H217V211H218ZM257 211H259L258 212V214H256L257 213ZM86 212H87V210H86ZM106 212H107V210H106ZM111 212V211H110ZM148 212V211H147ZM146 212V213H147ZM220 212H222V211H220ZM229 212H231V211H229ZM105 213V211L103 212V214ZM109 213V212H108ZM111 213H113V212H111ZM218 213V212H217ZM84 215H85V213H84ZM83 215V216H84ZM111 215V214H110ZM113 215V214H112ZM193 215V214H192ZM204 215V214H203ZM229 215V214H228ZM104 216H106V214H104ZM125 216H126V229H124V231H123V233H120V229H121V227L123 226V223H124V221H125ZM186 216V215H185ZM200 216H201V214H200ZM221 216V217H222ZM194 217V216H193ZM224 217V216H223ZM223 217L221 218V219H223ZM226 217V216H225ZM224 217V218H225ZM111 218V217H110ZM201 218V217H200ZM199 218V219H200ZM258 218H259V216H258ZM87 219V220H88ZM192 219V218H191ZM190 219V220H191ZM226 219V218H225ZM227 219H229V216H228V218ZM81 220V219H80ZM80 220L78 221V222H80ZM203 220V219H202ZM184 221V220H183ZM198 221V220H197ZM224 221V220H223ZM228 221V220H227ZM192 222V221H191ZM201 222V221H200ZM216 222V221H215ZM225 222V221H224ZM81 223V222H80ZM190 223V222H189ZM199 223V222H198ZM226 223V222H225ZM228 223L229 222H227V225H228ZM4 224V223H3ZM31 224V225H30ZM125 224V223H124ZM220 224H222V223H220ZM219 224V225H220ZM224 224V223H223ZM5 225V224H4ZM77 225H78V223H77ZM181 225V224H180ZM187 225V224H186ZM200 225V224H199ZM75 226V225H74ZM91 226V227H90ZM210 226H212V225H210ZM256 226V227H255ZM80 227V226H79ZM86 227V228H87ZM180 227V226H179ZM222 225H221V229H222ZM255 227V230H253V228ZM134 228H135V226H134ZM201 228V226H199V228H198V230ZM210 228V227H209ZM219 228V227H218ZM45 230V232H46V234H47V236L45 235V239L44 238H42V237H44L43 235H42V233L40 232V230ZM184 229V228H183ZM196 229V228H195ZM80 230V229H79ZM122 230V229H121ZM207 230H208V228H207ZM206 230V231H207ZM222 230H224V228L222 229ZM246 230H249V236L248 237H246V239L247 240H245L244 239V241L242 240V236H243V234H244V236H245V231ZM87 231V230H86ZM196 231V230H195ZM225 231V230H224ZM223 231V232H224ZM257 231V230H256ZM263 231V230H262ZM43 232V231H42ZM91 232V231H90ZM194 232V231H193ZM221 232V231H220ZM253 232V233H252ZM264 233V232H263ZM201 233H199V235H200ZM212 234V233H211ZM222 234V233H221ZM247 234H248V232H247ZM258 233H255V236L257 235ZM182 235V234H181ZM208 236H210V235H208ZM254 236V237H255ZM27 237H28V241H27ZM57 237V239L56 240H54V238H56ZM200 237V236H199ZM201 237H202V235H201ZM258 237V236H257ZM134 238V237H133ZM197 238V237H196ZM196 238H194V242L196 241ZM209 238V237H208ZM207 238V239H208ZM244 238V237H243ZM249 238H252L251 240H256V238H254L253 239V237H249ZM51 239H53L51 242H53V244L52 243H50V246H47L44 250H41V248H37V246H38V244H36L38 241H42L44 244H48V243H46L47 241H45V240H51ZM202 239V238H201ZM85 240V241H86ZM186 240V239H185ZM202 241V240H201ZM41 242V243H42ZM132 242V241H131ZM185 242H187V241H185ZM251 242V243H250ZM28 243V244H27ZM42 243V244H43ZM208 243V242H207ZM206 243V244H207ZM256 243V242H255ZM26 244V245H25ZM70 244H72V243H70ZM75 244V243H74ZM186 244V243H185ZM200 244V243H199ZM29 245V246H30ZM36 247H35V246ZM41 245V244H40ZM49 245V244H48ZM63 245V244H62ZM181 245V244H180ZM197 245V244H196ZM223 245V246H224ZM46 246V245H45ZM44 246V247H45ZM72 246V245H71ZM183 246V245H182ZM199 246V245H198ZM42 247V246H41ZM111 247V246H110ZM181 247V246H180ZM179 246H177V249H176V251H175V253H174V255H173V261H176V263L175 262H173L174 264H184V263H182V261H181V258L183 259V257L181 256V251H182V248H180ZM195 247V246H194ZM193 247V248H194ZM26 248H29V247H26ZM139 248V247H138ZM209 248V247H208ZM32 249V248H31ZM114 249H115V247H114ZM121 249H123L122 251H121ZM254 249V248H253ZM27 250H29V249H27ZM103 250V251H102ZM129 250H131V251H129ZM138 250V249H137ZM195 250V249H194ZM254 250H256L257 252L256 253H259V259L262 261V259H264V240H262L261 241V243H260V246L258 247V249H257V247L255 246V249ZM26 251V250H25ZM25 251H23V252H25ZM162 251H160V252H162ZM192 251V250H191ZM197 251H198V249H197ZM32 252L30 253V252H28V256L30 257V255H29V253L30 254H32ZM129 252H131V253H129ZM139 252V251H138ZM194 252V251H193ZM192 252V253H193ZM26 254H27V251L25 252ZM158 253V252H157ZM136 254L137 253H135V256H136ZM152 254V253H151ZM158 254H160V253H158ZM190 254V253H189ZM195 254V253H194ZM198 254H199V252H198ZM81 255V254H80ZM138 255V264H143L144 262H141V261H144V260H142L143 259V257L140 255V254H137ZM188 255V254H187ZM192 255V254H191ZM253 255V256H252ZM26 256V255H25ZM156 256V255H155ZM77 257V256H76ZM11 258V257H10ZM12 258V259H13ZM30 258H34V256L32 255ZM102 258L104 259L105 258V256L103 257L102 256ZM145 258V257H144ZM158 258V257H157ZM199 258V257H198ZM35 259V258H34ZM74 259V258H73ZM72 259V260H73ZM191 259V258H190ZM257 259V258H256ZM62 260V261H63ZM105 260V261H106ZM255 260V259H254ZM44 261V262H43ZM106 261V262H107ZM137 261V260H136ZM184 261V260H183ZM257 261H259L258 259H257ZM261 261H259V262H261ZM33 262V261H32ZM35 262V261H34ZM47 262V261H46ZM80 262V261H79ZM101 262H102V260H101ZM165 262V261H164ZM259 262H257V264L259 263ZM78 263V262H77ZM137 263V262H136ZM101 264V263H100ZM105 264V263H104ZM145 264V263H144ZM149 264V263H148ZM256 264V263H255ZM261 264H262V262H261Z\"/></svg>",
    "mask_w": 264,
    "mask_h": 264
}]
</instances>
